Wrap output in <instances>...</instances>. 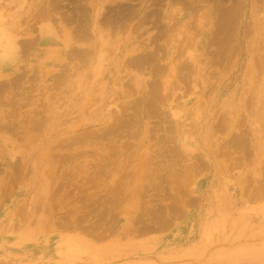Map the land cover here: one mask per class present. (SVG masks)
Returning <instances> with one entry per match:
<instances>
[{
	"label": "rangeland",
	"instance_id": "obj_1",
	"mask_svg": "<svg viewBox=\"0 0 264 264\" xmlns=\"http://www.w3.org/2000/svg\"><path fill=\"white\" fill-rule=\"evenodd\" d=\"M8 1H7V3H5L6 0H4V1L2 0V3H1V5L2 4L4 5V3H5L6 6L5 7L3 6V7L5 8V10L8 8L7 11L12 9V7L9 5L10 0H8ZM152 1L153 0H145V1L140 0V2H139V0H136L133 3L132 2L131 3L125 2L127 5L131 4V5H129V6H131V9H132V4H133V6H134V4L137 5V6H134V8L132 9V14H134V15L131 14V18L129 17V15L122 17V19H120L121 22L119 23V21H118L119 24L116 22L118 24V28H116L117 24H114L113 25L114 27L112 26L113 27L112 29L116 28L115 29L116 31L112 30L111 27H109V29L106 28V30H104V34L106 36H108V37H105V41L108 43V46L107 47L103 46V49H106L105 52H107V54L109 53V55H110L109 57L113 56L114 50H117L118 48H120L121 45L127 46L128 45L127 44L128 39L130 38V41H132V43H134L133 47L136 49V53L134 54V56H138V55L142 56L141 52H142V54L144 53L145 56H147V55L149 56V53L152 54L154 52H157L158 56L156 55L157 57L152 59V60H155L153 63H155L156 59L158 58V62L161 60L159 62L160 65H165V68H163L164 66L162 67L165 70H167L166 66L168 64L171 65L174 62V61H172L174 59H175V64H176L177 60H179V61L181 60L180 63L185 62L183 60L187 58V56H188L187 52L191 53V51H192V53H194L196 55L195 58L199 59V61L202 60L203 70L201 68V69H199V71H197V70L192 71L191 69H193V68H191L192 67L191 66L190 70L193 74V76H192L189 68L186 71L187 68L185 69L184 66L183 67L180 66L179 69H177V70L181 71V69L184 68L181 72L182 73L184 72L186 75L184 73L181 75V74H179L180 72H178V71H177V75L175 73L173 74L170 72V69H169L167 71V72H169V74H167L165 76H167V77L169 76V78H171V76H172L171 79L168 78L166 80L167 77H165V76L163 77L162 73H159V72H158L159 74H157V73H156V75L154 74L156 76V78H155V76L152 74V72L154 70L151 69V67L153 65V66H155V67H153L154 69L155 68L159 69L158 67L160 65L158 62H156L155 64H152L151 60L149 59L148 61H150L151 63L150 62L148 63V61L144 59L145 56H143V59L147 62V65H146V62L142 59L143 62L141 64L143 67L145 66L142 69H139V67H138V69H137V67L134 68V67L130 66L128 62H126V64L124 65V66H126V68H124L123 65L116 67V64L119 62V60L123 58V55H119V52H118L117 55L112 58L113 61L115 60V62L112 65H110L111 67H109V65L106 64V68L109 67L110 69L106 73L104 83L102 84V82H99L97 84V81H95L93 79V74L90 70V67H88L89 69L87 70L89 72L86 71V73L83 74L84 68H82V69L78 70V72L76 74V71L73 69L76 62L70 64L69 60H66L67 62L62 61L63 55L59 54V51H57L56 53H52V52L44 51L45 50L44 47H40L41 49L39 52L37 51L34 54H28V58L26 57V59H24V62L22 64H20L22 70L18 74H23L24 71L26 72L28 70L26 72V74L24 73L25 75L23 76V79L24 78L25 79L22 80L23 83L21 82L22 83L21 87H18V88L13 87L12 90H10V92L6 91L2 95H0V96H2V97H0V264H135V263L136 264H138V263L144 264L146 262H150V260L151 261L156 260L157 262H160V264L161 263L162 264H264V185H263V183H264V174H263L264 173V170H263L264 169L263 168L264 167V138L263 137L264 136H262V135H264V60H261L262 58H260V56L263 57V55H264V53H263L264 48L262 47V46H264V23L261 25V23L264 20V12H261V10L262 11L264 10V0H244V1L239 0L240 1L239 3L242 2V4H243V12L247 16V18H245V16H244L245 20H243V22L241 21L236 28L234 27L235 28L234 32L236 33V34H234L235 37L233 35L234 28L228 30L230 32L229 36L230 37L232 36V39H234L235 41L231 40V38L229 39V37H227L226 39L230 40L231 45L228 44L229 43L228 40L227 41L224 40L225 42L223 41V45H224V43H225V45L227 44L226 51L224 49L225 47L222 48V46H223L221 44L222 43V41H221L222 35H219V37H218L214 34L215 28L218 26V24H216V20H218L217 19V13H218L217 8H219L218 4H219V6L220 5L224 6V4L222 5V3H221V2H223L222 0L221 1L219 0L220 2L218 0L217 1L216 0L215 1L209 0V1H211V3H209L208 0H203L204 1L203 4H202V1H200V0H195V1L194 0H185V2H184V0H181V2H184L183 4H185V6H186V3L188 5L190 4V6L187 5L185 10H183L185 6L183 7V4L181 2L175 3V4H177V5H175L174 0H169V2H168V0L163 1L161 4H159L161 6L157 5L159 8H156V4H154ZM171 1L172 2L174 1V2L172 3ZM232 1L231 2L227 1L226 5H230L231 3L233 5H235L236 3H238V0H235V2H232ZM101 2H104V0H102ZM137 2L140 4H138ZM125 3L123 2V4H125ZM168 3H170L171 5L173 4L172 7L170 6L169 9L173 8V10H174L175 6H177L175 8V10H177L178 13H181V15L178 16L179 19L176 18L177 20H175L176 24L174 27H170L167 24V21L162 19L163 18V12L167 9ZM223 3H225V0ZM248 3H250V4H248ZM180 4L183 8L180 6ZM193 4H195V5H193ZM214 4H215V6H214ZM107 5H109V4H107ZM192 5H193V7L196 6V8L201 7V6H204V7L206 6V8H207V9L204 8V10H203V8L201 7V9L199 11H197L195 9L197 13L202 12V13H198V14H203L204 12L206 15L209 14L208 15L209 17L208 16L205 17L206 16L205 14H204L205 16L202 15V17H204V19H205V20L203 19L201 22L202 24H204L203 29L201 27L196 26L198 22H199V26H200V19H202V18L200 16H198V14L194 10L195 7L193 8ZM89 6H90L89 4H88V6L86 5V7L91 9ZM213 6L214 7L217 6L216 9L214 8V10H213L212 9ZM248 6H249V8H247ZM107 7L109 8V6H107ZM135 7L137 10L135 9ZM67 8L65 9V11H67ZM108 8H107V10H108ZM190 8H193L194 11L192 10L193 12H191L190 10H188ZM159 9L164 10V11H159ZM152 10L154 12L153 14H156L158 12L160 14L158 13L159 14V15L157 14L158 16L153 15L152 12H150ZM246 10H248V11H246ZM206 11L208 14L206 13ZM135 12H137V13H135ZM67 13H69V12L67 11ZM146 13L148 15H151V16L153 15L151 17V19L149 18V20H148L150 24L148 22H146V23H148L147 25L144 22H141V20H143L144 17H146L144 15ZM135 14H136V16H135ZM194 14H196V15L194 16ZM155 16H157V17H155ZM198 17H200L199 20H197ZM154 18L155 19L158 18L157 22H156V20L154 21ZM139 19H140V21H138ZM125 20L126 21L129 20V21H127V22H129L128 25H127ZM196 20H197V23H196ZM207 20H208V22H207ZM248 20H249V22H247ZM124 21H125V24L127 27L123 24ZM153 21H154V23H153ZM259 21H260V24H259ZM134 23H136V24L139 23V24L136 25ZM207 23H208V25L206 27ZM121 24H123L126 27V29H124L125 31L121 30L119 28V26ZM158 24H162L161 26L163 28H165V27L166 28L163 30L161 27L159 28ZM115 25H116V27H115ZM133 25H136V27H134ZM154 25H156V26H154ZM209 25L211 28L209 27ZM211 25H213V26H211ZM246 25L248 27L249 35L246 31V29H247ZM152 26H153V28H151ZM192 26L194 28H192ZM121 27H122V25H121ZM133 27L136 28V30H134ZM191 28L195 29V30H192ZM197 28H198V30H196ZM243 28H244V31H243ZM250 28H252V30H250ZM189 29H190V33L195 32L194 34H196V33L198 34L197 31H200L198 36H196L194 34H190V35H192L191 38L194 37L193 39H194L195 43L193 41H190ZM209 29H212V30L209 32V35H207ZM111 30H112L113 35L111 33ZM160 30L162 32H165V34L163 33L164 38L166 37V39H164V41H163V39H161V38H163V36H161L162 33ZM168 30H170V31H168ZM204 30H206V31H204ZM254 30H255V32H254ZM144 31L146 32V33H144L145 35L143 34ZM159 31H160V33H159ZM203 31L205 32V34ZM231 31L233 33H231ZM157 32L159 33V35ZM178 32H180L179 34L181 36L177 34ZM155 34H157V36H156V37H158L157 40L152 38L153 36H155ZM224 34H226V33H224ZM224 34H223V36H225ZM250 34H252L253 36ZM213 35L215 37H213L214 40L211 43L210 40L212 41ZM226 35H228V34H226ZM239 35H241L242 38ZM245 35H246V37H247V35L249 37L245 38ZM139 36H140V38H138ZM175 36H177V38H175ZM195 36L197 38H195ZM136 37L139 39V41L137 40ZM109 38H110V40H109ZM141 39H142V41L144 40L143 42H145V43L141 42ZM152 39L154 41H152ZM173 39H175V40H173ZM195 39H197V40H195ZM217 39H218V41H217L218 45H216V48H214L211 45L214 44V42H216ZM130 41H129V43H130ZM151 41H152V46H151ZM176 41L178 42L177 43L178 45L176 44ZM185 41L190 42V43L187 44V43H185ZM246 41L249 43H247ZM253 41H255V42H253ZM259 41L262 42L260 44L261 50L259 49V43H260ZM114 42H116V43H114ZM181 42L185 43V46H186V44L188 46V47H186L187 50L184 48L185 46L184 47L182 46L184 48V50H186L185 52L182 51L183 48H181L180 45H184V44H182ZM208 42H210L211 44H209ZM217 43H215V44H217ZM240 43L244 44V45H240ZM145 44L148 45V47H146ZM161 44L165 45V46L163 45L164 46L163 49L165 47H167V48H165L166 50L163 51ZM236 44H237V46H234ZM157 45L161 46L160 49H162V51L166 54V55H164L165 57H163L164 53L162 54L161 50L155 51L156 49H154V47H156ZM228 45H230L231 48ZM137 46H139L140 48L137 49L138 48ZM238 46H239V48H237V49H239V50L235 51L236 50L235 47H238ZM157 47H159V46H157ZM227 47H228V50H227ZM107 49L109 52L107 51ZM130 49H131V47H130ZM205 49H208L207 51H209L210 54H209V52L207 54V51ZM219 49H221V50H219ZM180 50H181L182 54L184 52L183 55L181 54ZM211 50L213 53L211 52ZM262 50H263V52H262ZM222 51L223 52L225 51L226 53L225 52L222 53ZM232 51H235L236 54H234ZM218 52H221V54L220 53L217 54L218 55V56L216 55L217 58L215 56L214 57L215 59H214L213 55H215ZM230 52H232V54H234V58ZM238 52H240V55ZM146 53H147V55H146ZM179 53H180V55H178ZM185 53L187 56L185 55ZM205 53L207 54V56ZM120 54H121V52H120ZM208 55H210V56H208ZM221 55H223V57L225 59L221 58L220 57ZM107 56L108 55H106V57ZM177 56L179 58H177ZM161 57H163L164 59L163 58L161 59ZM46 58H47V60H46ZM124 58H125V55H124ZM220 58H221V60H219ZM230 58L232 61L230 60ZM257 58H258L257 61L259 62L261 69L258 65H256V59ZM203 60H204V62H203ZM48 61H54V63H49ZM170 61H171V63H170ZM179 61H178V63H179ZM38 62H42V63H46V64L49 63V64H47V65L43 64V67H41L40 65H38ZM110 62H111V60L109 58L108 63H110ZM212 62H216V64L218 63V65H214L215 63H213V65H212L211 64ZM221 62L224 64H222ZM245 63H247V64H245ZM68 64H69V67L67 70L68 72H65L66 76H65V73L63 75L64 77L62 76L64 78V81L65 80L67 81V82L65 81V84L67 86L64 85V83L60 84L61 87L59 84H57V85L54 84V81H53V80H55L54 74H58L57 76H59V74H61V70H62L61 68L66 69L67 67L64 68L63 66L64 65L66 66ZM148 64L150 67L148 66ZM180 65H182V64H180ZM220 65H221V68H220ZM228 66H229L230 70H229ZM23 67H25V68H23ZM32 67H34V69L32 71H30V69ZM214 67H216V68H214ZM225 67H227V68H225ZM116 68H118V69H116ZM237 68L240 70H238ZM258 68H259V70H261L260 72H259V70H257ZM125 69H127V71ZM146 69H148L149 71ZM34 70L37 72L39 71L38 72L39 74H37V72H35ZM155 71H158V70H155ZM155 71H154V73H155ZM167 72L165 71L164 73L166 74ZM227 72H229V73H227ZM128 73H129V75H127ZM187 73L189 75L191 74L190 76H192V78L189 77V75ZM49 74H50V76L52 75L51 77H53V78H51L49 76ZM223 74H228L229 76L226 75L227 77H225V75H223ZM30 76H31V79L34 83L31 81V79H30V81L32 83L29 80H27L28 77L30 78ZM133 76L136 77V80H133V78H132V80L135 81L134 84L132 83L131 80H129L130 77H133ZM151 76H154L155 79L153 78V80H155V81L157 80L154 83H157L158 81H160L161 84L164 85L163 86L164 88L159 87L158 92H160V93H157L156 90H158V89H154V88L155 87L158 88L157 86H161V84L158 83L159 85L157 84V86H156V84L153 83ZM160 76H162V78H160ZM177 76L178 77L180 76V78L182 77L183 79L182 78L178 79ZM183 76L186 77L187 82ZM261 76H262V78H261ZM72 77H74V78H72ZM173 77H174V79L176 78L175 79V81L177 80L176 83L174 80L172 82ZM228 78H230V79H228ZM33 79H35V80H33ZM85 79L87 82L85 81ZM115 79L118 81H116ZM139 79H141V80H139ZM160 79H164L165 81H162ZM244 79H245V81H244ZM257 79H259V80H257ZM92 80L95 81V83H93ZM168 80H170V81L168 82ZM179 80H183L185 83L183 82L180 85V83L178 82ZM189 80H191L192 82ZM198 80H200V81H198ZM145 81L148 82L149 84H147ZM163 82L165 84L168 83L167 85L170 84V86H172V87L169 86L168 89H170V92H171L169 94L173 93L174 96H172L173 94L170 95L171 97L169 95H167L166 92H168L169 90L168 89L165 90V84ZM220 82H221V84H220ZM74 83L76 84V86H74L75 85ZM77 83H78V85H77ZM124 83L129 84V85L132 84V86H135L136 88H137V85H135L136 83L139 85L141 84V85L140 86L138 85L139 87L137 88V90L135 87H132V89L134 91H136V95L133 96V94H135L134 91L131 89L132 90V92H131L130 89H128L129 86L127 88V86ZM143 83L145 84V86ZM152 83L155 85L154 87L152 86ZM172 83H174V85L176 84L175 85L176 88L174 87V85ZM186 83L187 84L190 83L191 85H185ZM199 83H200V85H198ZM183 84H184V86H183ZM32 85H33V88H32ZM54 85L56 87H58V85H59L60 89L57 90V88ZM90 85H92V86H90ZM123 85L126 87H124ZM149 85H151L153 88L150 86V89H149ZM216 85L219 87L217 88ZM23 86L24 87L26 86L25 90H24ZM177 86H179V88L181 86H183L184 88L182 89V87H181V89H177ZM185 86H190V87L185 88ZM28 87H30L31 89H29ZM40 87H41V89H40ZM74 88L75 89L77 88V90L79 89L78 93L81 92L80 95H77L78 94L77 90L75 91ZM140 88H142V89L139 90ZM174 88L176 91L173 90ZM19 89H21V90H19ZM51 89H54V90H51ZM151 89L154 90L152 92L156 91V93H157L156 95H158V94L160 95V94L165 93L163 96H165V97L169 96L170 98L169 97H167V98H169L170 100L165 99L167 101L164 100L162 102V104L163 103L164 104L162 105L160 103V98L158 101L157 99H155V98H157V96H155V98L153 97L155 93H153V96H152V94H150L153 98V99H150L151 96L149 95V93L151 92ZM171 89H172V91H171ZM31 90L34 92L31 93L32 92ZM177 90H178V92H177ZM184 90H185V92H184ZM210 90H212V92H211L212 94L209 92ZM24 91H25V93H24ZM57 91H58V93H57ZM161 91H163V93H161ZM186 91H187V93H186ZM142 92H144L143 94L145 96L142 94ZM145 92H149V93H145ZM213 92H214V94H213ZM47 93H49V94H47ZM71 93H74L77 98L74 97V94H72L73 96H70ZM128 93H131L130 94L131 96ZM175 93H178L179 96L181 95L180 96L181 99H176L174 101L175 96H177V94H175ZM198 93H200V94H198ZM18 94H20V95H18ZM27 94H30L29 95L30 97ZM36 94H38V95H36ZM52 94H54V95L56 94V95L54 96ZM124 94H125V96H124ZM186 94H188V95L186 96ZM219 94H220V96H219ZM126 95L127 96L129 95V98H131V99H129ZM140 95L142 97H140ZM159 95H158V97H159ZM200 95H201V97H200ZM207 95H208V98L206 97ZM44 96L47 97L46 100H45ZM69 96L73 97V98H69ZM79 96L82 98L81 99L78 98ZM184 96L186 97L185 99H184ZM4 97L6 99H4ZM111 97H113V99H111ZM120 97H122V98H120ZM137 97H139L138 99H140V98H142V99H140L137 102V99H136ZM145 97L147 100H149V99L151 101L157 100L156 102L158 103V108L160 107L161 109H164V108H166V105H167L168 106V108H166L167 110L165 109L162 111L159 108L160 110L151 109L154 111L148 112L152 106H154V108H156L155 106L157 104L155 105L152 102L153 103V105H152L151 101L149 100V103L152 106L151 107L148 106L150 108L146 107L148 105L146 102H148V101H146V99L145 100L143 99ZM216 97H218L219 99ZM248 97H250V98H248ZM17 98H19V100ZM109 98H110V100L114 101V105H113V101L111 102V106L109 105L110 104V101L108 100ZM126 98H127V100H125ZM162 98L163 97H161V99ZM177 98H179V97H177ZM1 99L2 100L4 99V100L2 101ZM69 99H74V100H76V102L69 100ZM79 99L81 100V102ZM128 99L130 100V102H127ZM132 99L136 100V101L133 100V102L135 101V105H134V103L131 102ZM212 99L214 100V103H213ZM247 99L250 102L249 104L247 103ZM78 100H79V102H77ZM98 100H99V102L97 103L96 101H98ZM171 100L173 103H170ZM8 101H10V102L12 101L11 104ZM64 101L68 102V103H65ZM107 101H109V102L107 103ZM140 101L142 103L141 105L139 104ZM21 102L23 103V105H21L22 104ZM42 102H44V103L42 104ZM124 102H126V103H124ZM143 102H144V105L146 104V106L143 105ZM165 102H166V105H165ZM167 102H168V104H167ZM199 103H200V105H199ZM12 104L14 105L13 107H12ZM26 104H27V107H26ZM62 104H63V106H62ZM68 104H70V105H68ZM71 104H72V107H71ZM92 104L94 105V107ZM127 104L129 106H127ZM137 104H139L140 106ZM169 104H170V106H169ZM197 104H198V106H197ZM207 104H208V106H207ZM246 104L249 105L248 110H247V107L245 108ZM64 105L67 108L64 107ZM121 105H122V107L127 106V108L123 107V109H122ZM172 105H174V106H172ZM181 105H183V106H181ZM61 106H62L61 109L62 110L64 109L63 113H62V110L60 109ZM91 106L93 109L91 108ZM107 106H110V107H107ZM130 106L133 108L134 111L132 110V108H130V110H129L128 107H130ZM138 106H139V108H138ZM163 106H165V107L163 108ZM194 106L198 108L195 111H194V109H195ZM134 107L138 108V109L135 110ZM172 107H173V109H172ZM47 108L49 110H47ZM89 108H91V110ZM26 109H27V111H26ZM87 109H88V111L89 110L90 111L88 112ZM125 109H127V111H129L128 113H130L129 114L130 116H132L131 114H133V116L136 117V119H132V117L130 118L127 111L125 114H123L124 113L123 110H125ZM142 109H143V111H142ZM144 109H146V110H144ZM244 109H246L248 111V113ZM78 110L80 112H78ZM205 110H206V113H205ZM233 110H235V111H233ZM42 111H44V112H42ZM59 111H60V114H59ZM91 111H92V113H91ZM115 111H117V112L115 113ZM155 111H160V112H156L157 113L156 114ZM161 111H162V114H160ZM244 111L246 113H244ZM1 112H2V114H1ZM13 112H16L15 114H17L18 116L15 115ZM36 112H38L39 115ZM40 112H42V113H40ZM72 112H76V113L75 114L73 113V115H72L71 114ZM85 112H88V115H86ZM5 113H6V115H5ZM43 113H47V114H43ZM163 113L169 114L168 116H171V117L170 118L169 117L164 118V116L166 114L163 116ZM224 113H226L227 116L225 114L223 116V118L228 117L227 119L230 121V122H228V120H227V122H228V124H227L225 118L224 119L222 118L223 121H225L224 123H225V125H227V127L224 124L222 125V123H221L222 120L220 117ZM32 114H35L36 116L35 115L33 116ZM40 115L42 117L43 116L44 117L42 118ZM76 115H78V116H76ZM94 115H95V117H94ZM104 115H106L105 118H103ZM121 115H122V121L120 119L118 120V117H117V116H119V118H121ZM123 115H124V117H123ZM139 115H141V117ZM146 115H147V117L144 119V117ZM160 115H161V117H160ZM5 116L7 117V119ZM10 116L11 117L13 116V119ZM86 116H87V118H86ZM138 116H139V118H138ZM150 116H152V117L154 116V118H151ZM190 116L192 117V119ZM244 116H246L247 118L249 117L251 119L248 118V122L245 123V120H241V119H244ZM74 117H76V118H74ZM155 117H157L156 119L158 120V123H157V120L155 119ZM212 117L216 120H212L213 119ZM14 118H16L17 120ZM129 118L132 121H130ZM218 118H220V120ZM247 118H246V121H247ZM41 119H44V120L42 121ZM101 119H103V120H101ZM123 119H124V122L126 121L125 123L127 125L130 124V123H127L128 120L132 123V124H130L132 126V129L129 128L130 125L127 126L123 122ZM171 119L173 122L169 123L168 120L170 121ZM7 120H9V121H7ZM39 120H40V122H39ZM66 120H67V122H66ZM134 120H135V122H134ZM138 120H140V121H138ZM142 120H143V122L144 121L145 122L144 123L141 122ZM161 120L164 122V129L165 130L162 127L163 125L161 124L162 125L161 126L159 124V122L161 123ZM111 121L112 122L114 121L115 123H119V124H117L116 125L117 127H116L115 124H113ZM136 121L139 122L138 124H142V125L144 124V126H139V128H141V129L137 128L138 124L136 123ZM154 121L157 124H155ZM186 121H188L186 123L187 125L184 124ZM242 121H244L242 124H245L244 128L242 127L243 125L240 123ZM165 122H167L168 125L167 124L165 125ZM218 122L222 125L221 128L219 127L221 125L220 124L218 125ZM111 123L113 125H111ZM122 123L124 124V126L126 125L128 128H125ZM135 123L137 124V127H136ZM152 123H154V125ZM171 123H173V124H171ZM209 123L211 126H209ZM14 124H16V125H14ZM42 124H44V126ZM121 124H122V126H121ZM170 124L174 125V127H175L174 134L169 131V130H171V128L173 129V126L169 127ZM215 124H217V125H215ZM35 125H36V127H35ZM119 125H120V128L122 127L121 130L118 128ZM205 125H207V126H205ZM2 126H3V128H2ZM38 126L40 127L41 131L37 130V129H39ZM193 126H194V128H193ZM216 126H218V128L220 130H222L223 126H225L228 129V131L225 129L227 132H225V130H223V133H222V131H220L219 135H217L218 134L217 131L219 129ZM237 126H238V128H237ZM248 126H250V127H248ZM13 127H14V129H13ZM23 127H25V128H23ZM26 127H27V129H26ZM107 127L114 128V129L117 128L120 131L119 130L117 131V129L111 130ZM133 127H134V129H133ZM151 127H154V128H152V130H151ZM241 127H242V130L241 129L239 130L240 133L242 132L241 135H243V133H244L243 130H245V129L248 130L249 133L251 132L250 134L252 136H254L253 137L254 142L251 141L252 136L249 134H248L249 139H248L247 134H246L247 136L243 135L244 138H242L239 131H237ZM52 128H53V130H52ZM105 128L107 131L109 129L110 134H112V135L108 134L109 132L105 131L104 130ZM166 128L167 129L170 128V129L167 130ZM216 128L218 130H216ZM247 128H250V129H247ZM7 129L9 132H7ZM126 129H128L130 131H128ZM157 129L159 132L157 131ZM26 130H27V132H26ZM87 130H89V131H87ZM103 130H104V132H106L108 134V136H111L112 139H111V137H109V138L105 137L107 135L105 133H103ZM122 130H125V131L123 132ZM192 130H193V132H192ZM213 130L214 131L216 130V132L214 133ZM84 131H87V132H84ZM90 131H91V133L89 134ZM94 131L96 133L98 132L96 134V136L94 135V133H95ZM135 131L136 132L138 131L137 132L138 135ZM154 131H155V133H154ZM118 132H122L123 134L122 133H120V134L123 137ZM39 133H41V134H39ZM78 133L80 135H81V133H83L82 134L83 136L81 138H84V137L85 138L82 139V141H81L80 135ZM85 133H88V134H86V136L88 135L89 137L88 136L86 137ZM116 133L119 134V135H117L118 137L116 136ZM126 133H128L127 134L128 136L126 135ZM224 133H225V135H220V134H224ZM91 134H92V136H91ZM98 134L99 135L101 134L100 136H103V134H104L102 139H100L101 138L100 136L98 137ZM129 134L130 135L132 134L131 135L133 137V138L131 137L132 139L131 138L129 139V137H130ZM133 134L135 135V137L137 135V139L133 136ZM151 134H153V135L155 134L156 136L155 135L153 136ZM160 134H163L165 136V140H164V137L162 135L160 136ZM235 135H237V136H235ZM27 136H28V138H27ZM93 136H94V138H92ZM119 136H121L120 138H122V139H120ZM124 136H125V138H124ZM218 136L221 139H219ZM221 136H223V137H221ZM232 136H233V139L235 142L233 144H231V147H230V145H229L230 141L229 140L232 139ZM71 137H73V138H71ZM76 137L81 141V143L79 142V140L77 141ZM97 137H98V140H96ZM126 137H128V140L130 142L132 141L131 144H128L130 142H128ZM161 137H163V138H161ZM237 137H238V139L242 138V142L246 138V140L243 142L244 144L241 142V139H240V141L235 139ZM87 138H89V139H87ZM72 139H73V141H72ZM85 139H87V140H85ZM159 139H162V143H161V140H159ZM216 139H219V140H217L218 143H217V141H215ZM233 139H232V142H233ZM74 140H76L77 142L75 141V143H73ZM88 140H90V141H88ZM115 140L119 141V143ZM168 140L171 142H169ZM247 140H250L251 142L247 141ZM93 141H95V142H93ZM110 141H112L113 144H111L112 142H110ZM226 141L227 142L229 141L228 142L229 144ZM236 141L237 142L239 141V143H237ZM58 142H60V143H58ZM66 142H70V145L67 144ZM78 142H79V144H77ZM166 142H168V143H166ZM215 142H216V144H215ZM223 142L226 143L227 145L223 144ZM248 142L250 144H248ZM71 143H73V145L74 144L75 145L72 146ZM122 143H124V144H122ZM157 143H159V144H157ZM236 143H237V145L240 144V146H243L242 151H240L241 149L239 148L240 147L239 145H238L239 147L237 146L239 148L238 150H237V148H235ZM61 144L62 145L64 144L65 146H67V145H69V146H67V147L64 146V148H63ZM125 144H127V145H125ZM124 145H125L126 149L123 148ZM129 145H131V147ZM159 145H160V147H159ZM221 145H222V147H221ZM223 146H225L224 147L225 149L223 148ZM52 147L53 148L55 147V149L53 150ZM118 147H120V149ZM129 147L131 149H128V151H127V148H129ZM245 147H246V150H245ZM172 148H174L175 150ZM176 148H178V149H176ZM220 148H222V149L220 150ZM141 149H143V150H141ZM247 149H249L250 151ZM100 150H101V152H100ZM116 150H118V151H116ZM125 150L127 153L125 152ZM167 150L168 151L174 150V151L173 152L169 151L170 154L164 153ZM37 151H38V153H37ZM74 152H76V153H74ZM104 152L106 155H104ZM220 152H222V153H220ZM187 154H189V155H187ZM196 154H199V155H197L199 157H195ZM63 155H64V157L65 156L66 157L64 158ZM110 155H111V158H110ZM114 155H116V157ZM126 155H127V157H125ZM75 156H78V157L76 158ZM166 156H167V158L169 156V158L167 159ZM174 156H176V157H174ZM61 157H63V158H61ZM103 157L105 158V160L103 159ZM178 157H180V158L178 159ZM245 158H247V159H245ZM169 159L170 160L173 159L172 161L174 164L171 161H169ZM182 159H184L186 162L181 163L182 161H184ZM64 160H65V162H64ZM100 161L102 163H100ZM179 161H181V162H179ZM88 162H90V163H88ZM176 162H179V163H176ZM166 163H168V164H166ZM188 163H190V164H188ZM203 163H205V164L203 165ZM87 164L89 166H87ZM101 164L102 165L104 164V167H102L104 169L101 168ZM108 164L110 165L111 168L107 167V166H109ZM114 164H116V165H114ZM140 164H141V166H140ZM150 164H151V166H150ZM177 164H180V166ZM85 165H86V167H85ZM148 165H149V167H148ZM90 166H91V168H90ZM118 166H119V168H118ZM154 166H156V167L154 168ZM157 166H159V167H157ZM182 166H185V167H182ZM98 168L101 170V172H100L101 174L102 173L105 174V172H106V174L101 175L98 172L99 171ZM95 169H97V170H95ZM102 170L104 172H102ZM166 171H168V173ZM255 171L257 174L255 173ZM110 174H111V176H110ZM124 174H125V176L122 177V175H124ZM95 175H96V177H95ZM230 175H231V178H230ZM156 176L158 179L156 178ZM100 177L103 179H101ZM232 177L235 180L232 179ZM168 178L170 181L168 180ZM116 181L118 184L116 183ZM159 184H160V186H159ZM181 184H183L184 186ZM260 184H262L263 187L260 186ZM228 186L230 187V189ZM249 186H250V188H249ZM258 186L260 189H261V187L263 188V189H261V192L259 191V189H257L259 191V193L256 190V188H258ZM115 188H117L118 190H116ZM138 189H139V191H138ZM174 189H175V191H174ZM176 189H177V191H176ZM181 189H183L182 190L183 193H182ZM113 190H114V192H113ZM121 190H122V192H121ZM178 190H179V192H178ZM115 191H116L117 196H120V197L117 198L116 194L114 196ZM187 191L189 192V194L186 193ZM184 192H185V194H184ZM175 193H176V195H175ZM232 193H234V194H232ZM253 194L254 195L257 194V196L255 195V197H254ZM100 195H102V196H100ZM183 196H185L186 198ZM98 197H99V199H98ZM105 197H107V198H105ZM188 197H189V199H188ZM190 197H192V198H190ZM108 198L113 200V201L109 200ZM249 199H251L252 201L251 200L249 201ZM104 200L105 201L107 200V201L105 202ZM108 200L110 201V203L113 202V204L108 205V202H109ZM169 200H171V201H169ZM261 200H263V201H261ZM115 201H116V204H115L116 207L114 205ZM179 202H181V203L179 204ZM103 203L104 204L106 203V204L103 205ZM99 206H100L101 212H100ZM172 206L173 207L176 206V207H178V209H176V207L173 208ZM170 207L175 209V210H173L171 208L174 212L177 211V215H176V212H175V214L169 213V212L173 213L171 210H169ZM90 208L92 210H94V209L95 210L91 211ZM96 208H97V211H96ZM154 210H156V211L154 212ZM178 210H180V211H178ZM178 212L181 214H178ZM100 213H102L105 216L101 215ZM155 213H157V214H155ZM97 215L103 216V217H101V219H100V217L97 218L98 217ZM152 215H154V216L156 215L154 217L155 219L152 217ZM77 219H79L78 222H77ZM80 220H82V221H80ZM150 220H152V221H150ZM57 221L58 222L61 221L62 225H60V223H58ZM84 221H85V223H84ZM95 221L97 223L99 221H101V222L98 225L99 229L96 227L98 230L93 229L95 231L94 232L93 230H91V228L92 227L95 228V226H94L95 224L97 226V223ZM64 222L68 223V224L70 222V224L67 225ZM136 222H139V223L143 222V224L142 223L136 224ZM92 223H93V225H92ZM101 224H102V226H101ZM144 224H146V225H144ZM144 226H146V227L143 228ZM85 227H86V229H88L89 227H91V228L86 230ZM104 227H105V229H108V230H106V231H108L107 233H103V235L105 234L106 237H103L100 234L103 231L105 232ZM158 227H159V229H158ZM151 228H153V229H151ZM144 229H146L147 231L145 232ZM83 230H84V233L86 232L87 234L86 233L84 234ZM141 230L144 231V233ZM138 231H139V233H138ZM91 233H93V234H91ZM98 235H99V237H98ZM100 237H101V239H97ZM102 238H104L106 241H104V239H102ZM110 245H112V247H110ZM95 247H98V248H95ZM100 247H101V249H100ZM191 248H192V250H190ZM193 250H194V252H193ZM79 254H81V255H79ZM170 254H172V255H170ZM73 255H75V256L73 257ZM144 257L146 258V260H142Z\"/></svg>",
	"mask_w": 264,
	"mask_h": 264
},
{
	"label": "bare ground",
	"instance_id": "obj_2",
	"mask_svg": "<svg viewBox=\"0 0 264 264\" xmlns=\"http://www.w3.org/2000/svg\"><path fill=\"white\" fill-rule=\"evenodd\" d=\"M4 1V0H3ZM7 1L8 0H6V2L5 3H7ZM102 0H10V3H9V5L12 7V9L11 10H9V11H7V9L5 10V3H4V5L2 4L1 5V3H2V0H0V95H2L3 93H5L6 91H9L10 92V90H12V88L13 87H15V88H18V87H21V85H22V83H23V81L22 80H24L23 79V76L26 74V72L28 71H24V73L23 74H18L22 69H21V66H20V64H22L23 62H24V59H26V57L28 58V54H34L35 52H39L40 51V47H44V51H48V52H52V53H56L57 51H59V54H62L63 55V58H62V61H66V60H69V62H70V64L71 63H75L76 62V64L74 65V70L76 71V74H77V72H78V70H80V69H82V68H84V71H83V74H85L86 73V71L89 69L88 67H90V70H91V72H92V74H93V79L95 80V81H97V84L99 83V82H102V84L104 83V79H105V77H106V73L108 72V70L110 69L109 67H111L110 65H112L114 62H115V60L113 61V57H115L116 55H117V53L119 52V55H123V58L122 59H120L119 60V62L116 64V67H118V66H120V65H123V67L124 68H126V66H124L125 64H126V62H128L129 63V65L130 66H132V67H134V68H136L137 67V69H138V67H139V69H142V68H144L143 66H142V62H143V60L145 59V60H151V62H152V64H155L156 62H158V58L156 59V62L155 63H153L155 60H152L153 58H155V57H157L158 55V53L157 52H154V53H149V56L147 55V53H146V55L147 56H145L144 55V53L142 54V52H141V55L142 56H140V55H138V56H134V54L136 53V49L133 47L134 46V43H132V41H130V38L128 39V42H127V46H122L121 45V47L120 48H118L117 50H114V52H113V56H111V57H109L110 55H109V53L107 54V52H105V50L106 49H103V46L104 47H107L108 46V43L105 41V37H108V36H106L105 34H104V30H106V28H108L109 29V27H111V29L114 27L113 25L114 24H117L118 23V21H119V23L121 22V20L120 19H122V17H124V16H128L129 15V17L131 18V14H132V9L134 8V6H137V5H135L134 4V6H133V4H132V9H131V6H129V5H131V4H126L125 2H134V1H136V0H104V2H101ZM145 1V0H144ZM163 1H165V0H153L152 2L154 3V4H156V8H159L158 6H161V5H159V4H161ZM175 1V2H174ZM173 2H174V4L175 3H180L181 2V0H174ZM195 1V0H194ZM200 1H202V4H203V0H200ZM209 1V0H208ZM212 1V0H211ZM211 1H209V3H211ZM213 1H215V0H213ZM217 1V0H216ZM219 1V0H218ZM221 1V0H220ZM219 1V2H220ZM223 2H224V0H222ZM227 1H232V0H225V3H223V2H221L222 3V5L224 4V6H219V4H218V7L219 8H217V10H218V13H217V19L218 20H216V24H218V26L215 28V35L216 36H218L219 37V35H222L221 36V38L223 39H221V41H222V45H223V41L225 40V41H227L228 40V44H230L231 45V42H230V38H231V40H234V39H232V36L230 37L229 35H230V32L228 31L229 29H233L234 27L236 28L237 26H238V24L242 21L243 22V20H245L244 19V16H245V18H247V16L244 14V12H243V4H242V2L241 3H239L240 1L238 0V3H236L235 5H233L232 3L230 4V5H226V3H227ZM241 1H244V0H241ZM9 2V1H8ZM123 2L126 4H123ZM139 2H140V0H139ZM149 2V1H148ZM168 2H169V0H168ZM172 2V1H171ZM172 2V3H173ZM184 2H185V0H184ZM184 2H181L182 4L184 3ZM187 2V1H186ZM197 2V1H196ZM232 2H235V0H233ZM248 2V1H247ZM138 3V2H137ZM142 3V2H141ZM152 3V4H153ZM194 3V2H193ZM200 3V2H199ZM215 3V2H214ZM88 4L90 5L89 7L91 8V9H89L88 7H86V5L88 6ZM107 4H109V5H107ZM138 4H140V3H138ZM145 4V3H144ZM149 4V3H148ZM201 4V5H202ZM216 4V3H215ZM215 4H214V6H215ZM248 4H250V3H248ZM109 6V8L107 7V6ZM158 5V6H157ZM173 5V4H172ZM172 5L170 4V3H168L167 4V9L164 11V10H161V9H159V11H164L163 12V18L162 19H164V20H166L167 21V24L170 26V27H174L175 26V20H177L176 18H178V16H180L181 15V13H178V11L177 10H175V8L177 7V6H175V8H174V10H173V8L172 9H169L170 8V6L172 7ZM175 5H177V4H175ZM187 3H186V6H185V4H183V7H184V9L183 10H185L186 9V7H187ZM193 5H195V4H193ZM193 5H192V7H193ZM213 5V4H212ZM226 5V6H225ZM4 6V7H3ZM155 6V5H154ZM163 6V5H162ZM180 6H181V4H180ZM188 6H190V4L188 5ZM212 7V9L214 10V8L216 9V7ZM68 7V8H67ZM141 7V6H140ZM149 7V6H148ZM151 7V6H150ZM164 7V6H163ZM182 7V6H181ZM182 7V8H183ZM195 7V8H194ZM193 8H194V10L196 9L197 11H199L200 9H201V7L203 8V10H204V8H206V6L204 7V6H201V7H197L196 8V6H194ZM67 8V11L69 12V13H67V11H65V9ZM107 8H108V10H107ZM161 8V7H160ZM181 8V9H182ZM193 8H190V9H188V10H190L191 12H193L194 10H193ZM209 8V7H208ZM247 8H249V6L247 7ZM135 9H136V7H135ZM146 9V8H145ZM207 9V8H206ZM205 9V10H206ZM211 9V8H210ZM262 9V8H261ZM91 10V11H90ZM137 10V9H136ZM144 10V9H143ZM148 10V9H147ZM193 10V11H192ZM196 10H195V12H196ZM158 11V10H157ZM177 11V12H176ZM246 11H248V10H246ZM146 12V11H145ZM150 12H152V14L154 13L153 12V10L152 11H150ZM156 12V11H155ZM261 12H264V10L262 11L261 10ZM135 13H137V12H135ZM148 13V12H147ZM144 14L146 17H144V19L143 20H141V22H144L146 25L149 23V18L151 19V17L153 16V15H157L158 13H156V14H153L152 16L151 15H148V14ZM197 13V12H196ZM198 13H202V12H198ZM197 13V14H198ZM206 13H207V11H206ZM247 13V12H246ZM160 14V13H159ZM158 14V15H159ZM162 14V13H161ZM205 14V12L203 13V14H198V16H200L202 19H200V26H199V22L197 23V20H199V18L200 17H198V19L196 20V23H197V25L196 26H198V27H201L202 29L204 28V24H202L201 22H202V20L204 19V17H202V15L203 16H205L204 15ZM208 14V13H207ZM123 15V16H122ZM132 15H134V14H132ZM157 15V16H158ZM196 14H194V16H195ZM209 15V14H208ZM208 15H206L205 17H207ZM135 16H136V14H135ZM142 16V15H141ZM150 16V17H149ZM157 16H155V17H157ZM213 16V15H212ZM261 16V15H260ZM209 17V16H208ZM139 18V17H138ZM159 18V17H158ZM158 18L157 19H155L154 18V21L156 20V22H157V20H158ZM197 18V17H196ZM261 18V17H260ZM129 19V18H128ZM179 19V18H178ZM207 19V18H206ZM262 19V18H261ZM160 20V19H159ZM205 20V19H204ZM209 20V19H208ZM208 20H207V22H208ZM126 21V20H125ZM125 21L123 22V24L126 26V24H125ZM127 21H129V20H127ZM126 21V23H127V25H128V23L129 22H127ZM136 21V20H135ZM138 21H140V19L138 20ZM154 21H153V23H154ZM218 21V22H217ZM261 21V20H260ZM260 21H259V24H260ZM117 22V23H116ZM146 22H148V23H146ZM247 22H249V20L247 21ZM252 22V21H251ZM118 23V24H119ZM140 23V22H139ZM138 23V24H139ZM143 23V24H144ZM264 23V20H263V22L261 23V25ZM118 24H117V27H116V25H115V27L116 28H118ZM123 24H121L122 25V27H121V25L119 26V28L121 29V30H124V29H126V27L123 25ZM134 24H136V23H134ZM138 24H136V25H138ZM141 24V23H140ZM150 24V23H149ZM157 24V23H156ZM179 24V23H178ZM192 24V23H191ZM247 24V23H246ZM136 25H133L134 27H136ZM159 25V28L161 27L163 30L166 28H163L161 25L162 24H158ZM193 25V24H192ZM195 25V24H194ZM207 25H208V23L206 24V27H207ZM242 25V24H241ZM240 25V26H241ZM39 26V27H38ZM113 26V27H112ZM141 26V25H140ZM154 26H156V25H154ZM184 26V25H183ZM211 26H213V25H211ZM251 26V25H250ZM125 27V28H124ZM133 27V29L134 30H136V28H134ZM205 27V28H206ZM209 27H210V25H209ZM246 27H247V25H246ZM262 27V26H261ZM115 28V29H116ZM151 28H153V26L151 27ZM192 28H194L193 26H192ZM191 28V29H192ZM211 28V27H210ZM235 28H234V30H233V32L235 31ZM115 29H112V30H114V31H116ZM138 29V28H137ZM155 29V28H154ZM158 29V28H157ZM184 29V28H183ZM207 29V28H206ZM241 29V28H240ZM112 30H111V33H112ZM120 30V31H121ZM133 30V31H134ZM144 30V29H143ZM182 30V29H181ZM192 30H195V29H192ZM196 30H198V28L196 29ZM212 29H209L208 30V34L207 35H209V32L211 31ZM237 30V29H236ZM239 30V29H238ZM250 30H252V28H250ZM113 31V32H114ZM118 31V30H117ZM125 31V30H124ZM132 31V32H133ZM161 31V30H160ZM160 31H159V33H160ZM168 31H170V30H168ZM173 31V30H172ZM204 31H206V30H204ZM203 31V32H204ZM243 31H244V28H243ZM246 31H247V33H248V27H247V29H246ZM122 32V31H121ZM185 32V31H184ZM198 32V34L200 33V31H197ZM228 32V33H227ZM232 31H231V33H233ZM241 32V31H240ZM239 32V33H240ZM250 32V31H249ZM254 32H255V30H254ZM142 33V32H141ZM144 33H146L145 31L143 32V34ZM158 33V32H157ZM159 33H158V35H159ZM161 33H162V35L161 36H163V38H161V39H163V41H164V39H166V37L164 38V35H163V33L165 34V32H162L161 31ZM180 32H178L177 34L178 35H180L179 34ZM195 33V32H194ZM193 32L192 33H190V29H189V36H190V41H193L194 42V37L193 38H191L192 37V35H190V34H194ZM224 33H226V34H228V35H226V34H224ZM246 33V34H247ZM142 34V35H143ZM198 34L196 33V34H194V35H196V36H198ZM204 34H205V32H204ZM223 34L226 36H223ZM234 34H236L235 32L233 33V35ZM242 34V33H241ZM253 34V33H252ZM252 34H250V35H252ZM112 35H113V33H112ZM121 35V34H120ZM145 35V34H144ZM177 35V36H178ZM248 35H249V33H248ZM247 35V37H249ZM261 35V34H260ZM141 36V35H140ZM140 36L138 37V38H140ZM157 36V34H155V36H153L152 38H154L155 40H157L158 39V37H156ZM177 36H175V38H177ZM181 36V35H180ZM183 36V35H182ZM195 36V38H197ZM241 38H242V36L241 35H239ZM244 36V35H243ZM253 36V35H252ZM258 36V35H257ZM111 37V36H110ZM206 37V36H205ZM213 37H215L214 35L212 36V41L210 40V42L212 43L213 42V40H214V38ZM227 37H229V39H226ZM234 37H235V35H234ZM233 37V38H234ZM246 37V35H245V38H247ZM261 37V36H260ZM259 37V38H260ZM263 37V36H262ZM121 38V37H120ZM137 38V37H136ZM137 38V40L139 41V39ZM169 38V37H168ZM174 38V37H173ZM182 38V37H181ZM186 38V37H185ZM199 38V37H198ZM252 38V37H251ZM160 39V38H159ZM179 39V38H178ZM261 39V38H260ZM109 40H110V38H109ZM120 40V39H119ZM124 40V39H123ZM173 40H175V39H173ZM177 40V39H176ZM180 40V39H179ZM185 40V39H184ZM188 40V39H187ZM195 40H197V39H195ZM247 40V39H246ZM255 40V39H254ZM259 40V39H258ZM129 41H130V43H129ZM144 41V40H143ZM142 41V39H141V42H143ZM152 41H154L153 39H152ZM152 41H151V46H152ZM161 41V40H160ZM162 41V42H163ZM181 41V40H180ZM217 41H218V39L216 40V42H214V44H212L211 46H213L214 48H216V45H218V43H217ZM224 41V42H225ZM235 41V40H234ZM245 41V40H244ZM249 41V40H248ZM171 42V41H170ZM183 42V41H182ZM181 42V43H182ZM210 42H208L209 44H211ZM233 42V41H232ZM247 42V41H246ZM253 42H255V41H253ZM260 42V41H259ZM114 43H116V42H114ZM143 43H145V42H143ZM155 43V42H154ZM175 43V42H174ZM178 42L176 41V44H177ZM185 43H187V44H189L190 42H187V41H185ZM185 43H182V44H184V45H180L181 46V48H183L184 46H185ZM195 43V42H194ZM215 43H217V44H215ZM234 43V42H233ZM247 43H249V42H247ZM262 42H260L259 43V49L261 50V47H260V44H261ZM157 44V43H156ZM175 44V45H176ZM187 44H186V46L184 47L186 50H187V48L186 47H188L187 46ZM208 44V45H209ZM117 45V44H116ZM146 45V44H145ZM162 45V44H161ZM164 45V44H163ZM162 45V49H163V47L165 46H163ZM178 45V44H177ZM215 45V46H214ZM230 45H228L229 47H230ZM240 45H244V44H241L240 43ZM239 45V46H240ZM157 46H159V47H157ZM156 47H154V49H156L155 51H162V49H160L161 48V46L160 45H157ZM170 46V45H169ZM179 46V47H180ZM183 46V47H182ZM192 46V45H191ZM194 46V45H193ZM201 46V45H200ZM226 46H227V44L225 45V43H224V45L222 46V48H224L225 49V51H226ZM234 46H237V44L236 45H234ZM239 46L238 47H235L236 48V50L235 51H237V50H239V49H237V48H239ZM262 46V45H261ZM114 47V46H113ZM130 47H131V49H130ZM138 48L137 49H139L140 47L139 46H137ZM146 47H148V45H146ZM208 47V46H207ZM218 47V46H217ZM263 48H264V46H262ZM123 48V49H122ZM158 48V49H157ZM165 48H167V47H165ZM163 49V51L164 50H166V49ZM184 48H183V50L182 51H186V50H184ZM192 48V47H191ZM190 48V49H191ZM231 48V47H230ZM241 48V47H240ZM262 48V49H263ZM180 49V48H179ZM246 49V48H245ZM257 49V48H256ZM126 50V51H125ZM189 50V49H188ZM204 50V49H203ZM206 51L208 50V49H205ZM219 50H221V49H219ZM227 50H228V47H227ZM249 50V49H248ZM264 50V49H263ZM263 50H262V52H263ZM107 51H108V49H107ZM161 52L162 54L164 53V52ZM224 51V52H225ZM235 51H232L234 54H236L235 53ZM250 51V50H249ZM109 52V51H108ZM120 52H121V54H120ZM148 52V51H147ZM166 52V51H165ZM180 52H181V50H180ZM184 52H183V54H184ZM208 52L209 51H207V54H208ZM211 52H212V50H211ZM223 51H222V53H224ZM232 52H230L231 54H232ZM247 52V51H246ZM257 52V51H256ZM260 52V51H259ZM125 53V54H124ZM213 53V52H212ZM221 54V52H218V53H216L215 55H213V58L217 55V54ZM226 53V52H225ZM239 53V55H240V52H238ZM264 53V52H263ZM50 54V53H49ZM139 54V53H138ZM155 56H154V55ZM181 54H182V52H181ZM182 54V55H183ZM206 54V53H205ZM207 54H206V56H207ZM209 54H210V52H209ZM234 54H232L233 55V58H234ZM250 54V53H249ZM106 55H108L107 57H106ZM124 55H125V58H124ZM157 55V56H156ZM164 55H166L165 53L163 54V57H165ZM178 55H180V53L178 54ZM185 55H186V53H185ZM188 55V56H187ZM187 58L186 59H184L183 61H185V62H181L180 63V61L179 60H177L176 61V64H175V59L174 60H172V61H174L171 65H167L166 66V69L167 70H165V69H163V68H165V65H160V61L158 62L159 63V69H154L153 67H155V66H153L152 64V67H151V69H153L154 71L155 70H158V71H155V73H154V71L152 72V74L154 75H156V73L157 74H159V73H162V76L164 77L165 75H167V74H169V72H167L169 69H170V72L171 73H175L176 75H177V69H179V67L180 66H184V68L186 69V71L188 70V68H189V70H190V67L191 68H193V69H191L192 71H194V70H197V71H199V69H201L202 68V70H203V63H202V60H200L199 61V59H197V58H195L196 57V55L194 54V53H192V51H191V53L190 52H187ZM224 55V54H223ZM223 55H221L220 57L221 58H224L223 57ZM143 56H145L144 57V59H143ZM203 56V55H202ZM208 56H210V55H208ZM218 56V55H217ZM217 56H216V58H217ZM259 56V55H258ZM47 57V56H46ZM163 57H161V59L163 58ZM181 57V56H180ZM185 57V56H184ZM200 57V56H199ZM239 57V56H238ZM257 57V56H256ZM37 58V57H36ZM39 58V57H38ZM48 58V57H47ZM47 58H46V60H47ZM109 58H110V60H111V62L110 63H108V61H109ZM176 58V57H175ZM177 58H179L178 56H177ZM182 58V57H181ZM180 58V59H181ZM212 58V59H213ZM221 58L219 59V60H221ZM232 58V57H231ZM231 58H230V60H231ZM232 58V59H233ZM248 58V57H247ZM260 58H262L261 60H264L263 58H264V55H263V57L262 56H260ZM33 59V58H32ZM116 59V58H115ZM143 59V60H142ZM164 59V58H163ZM209 59V58H208ZM215 59V58H214ZM225 59V58H224ZM144 60V61H145ZM206 60V59H205ZM258 60V58L256 59V65H258L259 67H260V69H261V66L259 65V62L257 61ZM26 61V60H25ZM43 61V60H42ZM178 61H179V63L180 64H182V65H180L179 63H178ZM207 61V60H206ZM211 61V60H210ZM214 61V60H213ZM216 61V60H215ZM232 61V60H231ZM34 62V61H33ZM49 63H54V61H48ZM67 62V61H66ZM106 62V63H105ZM146 62V61H145ZM144 62V63H145ZM150 61H148V63H149ZM150 62V63H151ZM203 62H204V60H203ZM248 62V61H247ZM255 62V61H254ZM258 62V63H257ZM263 62V61H262ZM37 63V62H36ZM49 63H47V64H49ZM164 63V62H163ZM170 63H171V61H170ZM213 63H215L214 65H218V63L216 64V62H212L211 64L213 65ZM222 63V62H221ZM43 64L44 65H47L46 63H42V62H38V65H40L41 67H43ZM64 64V63H63ZM106 64H108L109 65V67L108 68H106ZM165 64V63H164ZM222 64H224V63H222ZM232 64V63H231ZM245 64H247V63H245ZM261 64V63H260ZM56 65V64H55ZM128 65V64H127ZM144 65V64H143ZM146 65H147V62H146ZM158 65V64H157ZM211 65V66H212ZM148 66H149V64H148ZM147 66V67H148ZM164 66V67H163ZM169 66V67H168ZM225 66V65H224ZM230 66V65H229ZM229 66H228V68H229ZM36 67V66H35ZM62 67V66H61ZM60 67V68H61ZM64 68L65 67H67L66 69H63V68H61L60 70H61V74H59V76H57L58 74H54V79L55 80H53L54 81V84H62V83H64V85H66L65 84V81H64V73L65 72H68L67 70H68V67H69V64L68 65H64L63 66ZM128 67V66H127ZM150 67V66H149ZM148 67V68H149ZM163 67V68H162ZM168 67V68H167ZM181 67V68H182ZM213 67V66H212ZM211 67V68H212ZM246 67V66H245ZM256 67V66H255ZM23 68H25V67H23ZM115 68V67H114ZM131 68V67H130ZM184 68H182L181 69V71L184 69ZM210 68V67H209ZM214 68H216V67H214ZM220 68H221V65H220ZM223 68V67H222ZM225 68H227V67H225ZM242 68V67H241ZM263 68V67H262ZM34 69V67H32L31 69H30V71H32ZM39 69V68H38ZM116 69H118V68H116ZM115 69V70H116ZM238 69V68H237ZM254 69V68H253ZM252 69V70H253ZM26 70V69H25ZM36 70V69H35ZM34 70V71H35ZM42 70V69H41ZM72 70V69H71ZM126 71H127V69H125ZM146 70H148V69H146ZM191 70H190V72H191ZM207 70V69H206ZM221 70V69H220ZM226 70V69H225ZM229 70H230V68H229ZM235 70V69H234ZM238 70H240V69H238ZM257 70H259V68L257 69ZM48 71V70H47ZM51 71V70H50ZM125 71V72H126ZM143 71V70H142ZM149 71V70H148ZM167 72L166 74L164 73V72ZM181 71H178V72H180L179 74H183ZM208 71V70H207ZM222 71V70H221ZM227 71V70H226ZM261 70H259V72H260ZM35 72H37V71H35ZM39 72V71H38ZM37 72V74H39ZM87 72H89V71H87ZM118 72V71H117ZM120 72V71H119ZM159 72V73H158ZM189 72V73H190ZM205 72V71H204ZM225 72V71H224ZM22 73V72H21ZM44 73V72H43ZM46 73V72H45ZM143 73V72H142ZM164 73V74H163ZM227 73H229V72H227ZM75 74V73H74ZM124 74V73H123ZM133 74V73H132ZM151 74V75H152ZM185 74V73H184ZM188 74V73H187ZM191 74H192V72H191ZM190 74V75H191ZM215 74V73H214ZM231 74V73H230ZM43 75V74H42ZM47 75V74H46ZM114 75V74H113ZM127 75H129V73L127 74ZM154 75V76H155ZM161 75V74H160ZM186 75V74H185ZM189 75V74H188ZM189 75V77H191L192 78V76H193V74H192V76H190ZM210 75V74H209ZM223 75H225V77H227L226 75H228V74H223ZM260 75V74H259ZM33 76V75H32ZM35 76V75H34ZM37 76V75H36ZM49 76H50V74H49ZM52 76V75H51ZM50 76V77H51ZM57 76V77H56ZM63 76V77H62ZM65 76H66V73H65ZM69 76V75H68ZM132 76V75H131ZM154 76H151L152 77V81H153V83L154 82H156L155 80H153V78H154ZM162 76H160V78H162ZM171 76V75H170ZM229 76V75H228ZM39 77V76H38ZM75 77V76H74ZM74 77H72V78H74ZM81 77V76H80ZM91 77V76H90ZM124 77V76H123ZM165 77H167V76H165ZM178 77V76H177ZM184 77V79H186V77L185 76H183ZM207 77V76H206ZM40 78V77H39ZM38 78V79H39ZM51 78H53V77H51ZM66 78V77H65ZM97 78V79H96ZM125 78V77H124ZM132 78H133V80H136V77L135 76H133V77H130V79L129 80H131L132 81V83L134 84L135 83V81H133L132 80ZM155 78H156V76H155ZM154 78V79H155ZM169 78V76L166 78V80ZM171 78H172V76H171ZM171 78H169V79H171ZM182 78V77H181ZM180 78V76L178 77V79H181ZM258 78V77H257ZM261 78H262V76H261ZM30 79H31V76H30V78L28 77V79L27 80H29L30 81ZM79 79V78H78ZM123 79V78H122ZM121 79V80H122ZM151 79V78H150ZM176 79V78H175ZM175 79H174V77H173V79H172V82H173V80L175 81ZM183 79V78H182ZM222 79V78H221ZM225 79V78H224ZM228 79H230V78H228ZM33 80H35V79H33ZM45 80V79H44ZM116 80V79H115ZM139 80H141V79H139ZM160 80H162V81H165L164 79H160ZM255 80V79H254ZM257 80H259V79H257ZM26 81V80H25ZM31 81H32V79H31ZM30 81V82H31ZM85 81H86V79H85ZM93 81V80H92ZM91 81V82H92ZM95 81H93V83H95ZM116 81H118V80H116ZM148 81V80H147ZM170 80H168V82H169ZM177 81V80H176ZM176 81H175V83H176ZM181 81V82H180ZM189 81H191V80H189ZM198 81H200V80H198ZM221 81V80H220ZM227 81V80H226ZM239 81V80H238ZM244 81H245V79H244ZM22 82V83H21ZM27 82V81H26ZM33 82V81H32ZM31 82V83H32ZM38 82V81H37ZM67 82V81H66ZM87 82V81H86ZM143 82V81H142ZM146 82V81H145ZM151 82V81H150ZM167 82V81H166ZM179 83H180V85H181V83H183L184 81L183 80H179L178 81ZM186 82H187V79H186ZM192 82V81H191ZM34 83V82H33ZM84 83V82H83ZM117 83V82H116ZM129 83V82H128ZM141 83V82H140ZM147 84H149L148 82H146ZM152 83V86L154 87L155 85L154 84H156V86H157V84L158 83H160L161 84V82L160 81H158L157 83H154L153 84ZM164 83V82H163ZM171 83V82H170ZM178 83V84H179ZM185 83V82H184ZM201 83V82H200ZM200 83L198 84V85H200ZM244 83V82H243ZM259 83V82H258ZM71 84V83H70ZM75 84V83H74ZM87 84V83H86ZM125 84V83H124ZM144 84V83H143ZM142 84V85H143ZM151 84V83H150ZM165 84V83H164ZM168 83H166L165 84V90L166 89H168V87L170 86V84L169 85H167ZM173 85H174V83H172ZM171 84V85H172ZM220 84H221V82H220ZM219 84V85H220ZM225 84V83H224ZM245 84V83H244ZM37 85V84H36ZM49 85V84H48ZM53 85V84H52ZM59 85H58V87H59ZM77 85H78V83H77ZM118 85V84H117ZM126 86H127V88H128V86H129V88L128 89H130V91L132 92V87H135V86H132V84L131 85H129V84H125ZM135 85H137V88L141 85H139V84H135ZM139 85V86H138ZM159 85V84H158ZM176 85V84H175ZM175 85H174V87H175ZM185 85H191L190 83L189 84H185ZM55 86V85H54ZM67 86V85H66ZM74 86H76V84L74 85ZM81 86V85H80ZM79 86V87H80ZM90 86H92V85H90ZM119 86V85H118ZM124 86V85H123ZM126 86H124V87H126ZM144 86H145V84H144ZM143 86V87H144ZM150 86L151 85H149V89H150ZM151 86V87H152ZM164 85L163 84H161V86H157L158 88H154V89H158V90H156L157 91V93H160V92H158L159 91V87H163ZM183 86H184V84H183ZM183 86H181L182 87V89L184 88ZM217 86V85H216ZM225 86V85H224ZM24 87V86H23ZM26 87V86H25ZM24 87V90L26 89ZM56 87V86H55ZM54 87V88H55ZM58 87H56L57 88V90L58 89H60V87H61V85H60V87L58 88ZM69 87V86H68ZM131 87V88H130ZM152 87V88H153ZM170 87H172V86H170ZM181 87L179 88V86H177V89H181ZM186 87H190V86H185V88ZM219 86H217V88H218ZM258 87V86H257ZM29 89H31L30 87H28ZM32 88H33V85H32ZM49 88V87H48ZM55 88V89H56ZM136 88V87H135ZM137 88H136V90H137ZM164 88V87H163ZM176 88V87H175ZM175 88L173 89V90H175ZM204 88V87H203ZM223 88V87H222ZM40 89H41V87H40ZM69 89V88H68ZM67 89V90H68ZM120 89V88H119ZM132 89V90H131ZM142 88H140L139 90H141ZM144 89V88H143ZM202 89V88H201ZM205 89V88H204ZM19 90H21V89H19ZM51 90H54V89H51ZM62 90V89H61ZM72 90V89H71ZM74 90L76 91L77 90V88L75 89L74 88ZM79 90V89H78ZM78 90H77V93H78ZM83 90V89H82ZM81 90V91H82ZM117 90V89H116ZM138 90V91H139ZM163 90V89H162ZM169 91L168 92H166L167 93V95H172V94H169V93H171L170 92V89H168ZM186 90V89H185ZM185 90H184V92H185ZM189 90V89H188ZM200 90V89H199ZM245 90V89H244ZM248 90V89H247ZM14 91V90H13ZM27 91V90H26ZM29 91V90H28ZM32 91V90H31ZM36 91V90H35ZM60 91V90H59ZM63 91V90H62ZM65 91V90H64ZM89 91V90H88ZM134 91V90H133ZM147 91V90H146ZM150 91V90H149ZM152 91H154V90H152L151 89V92L149 93V92H145V93H149V95L150 94H152V96H153V93H155L154 94V98H155V96H157V98H155V99H157L158 101H159V98H160V103L162 104V102L165 100V99H169L170 97L169 96H167V97H169V98H167V97H165V96H163L165 93H163V91H161V93H163V94H158L159 95V97H158V95H156L157 93H156V91L155 92H152ZM171 91H172V89H171ZM176 91V90H175ZM174 91V92H175ZM182 91V90H181ZM215 91V90H214ZM263 91V90H262ZM8 92V93H9ZM19 92V91H18ZM34 91H32L31 93H33ZM52 92V91H51ZM50 92V93H51ZM66 92V91H65ZM80 92V91H79ZM119 92V91H118ZM129 92V91H128ZM141 92V91H140ZM177 92H178V90H177ZM183 92V93H184ZM189 92V91H188ZM192 92V91H191ZM210 93L212 92V90H210L209 91ZM217 92V91H216ZM16 93V92H15ZM24 93H25V91H24ZM57 93H58V91H57ZM81 93V92H80ZM80 93H78L77 95H80ZM111 93V92H110ZM117 93V92H116ZM125 93V92H124ZM134 93L135 94H133V96H135L136 95V91H134ZM144 92H142V94H143ZM180 93V92H179ZM186 93H187V91H186ZM196 93V92H195ZM201 93V92H200ZM200 93H198V94H200ZM218 93V92H217ZM12 94V93H11ZM47 94H49V93H47ZM46 94V95H47ZM72 94H74V93H71V95L70 96H73ZM99 94V93H98ZM129 95L131 94V93H128ZM175 94H177V96H175V99H174V101L176 100V99H181L180 98V96L182 95L181 93V95L179 96L178 95V93H175ZM209 94V93H208ZM212 94V93H211ZM213 94H214V92H213ZM221 94V93H220ZM220 94H219V96H220ZM5 95V94H4ZM7 95V94H6ZM9 95V94H8ZM13 95V94H12ZM11 95V96H12ZM16 95V94H15ZM18 95H20V94H18ZM28 96L30 95V94H27ZM35 95V94H34ZM36 95H38V94H36ZM52 95H54V94H52ZM56 95V94H55ZM54 95V96H55ZM116 95V94H115ZM118 95V94H117ZM129 95L127 96L128 98H129ZM144 95V94H143ZM188 94H186V96H187ZM196 95V94H195ZM48 96V95H47ZM60 96V95H59ZM68 96V95H67ZM69 96V98H73V97H70ZM97 96V95H96ZM114 96V95H113ZM122 96V95H121ZM124 96H125V94H124ZM131 96V95H130ZM145 96V95H144ZM151 96V95H150ZM152 96H151V98L150 99H153L152 98ZM172 96H174V94L172 95ZM211 96V95H210ZM222 96V95H221ZM230 96V95H229ZM247 96V95H246ZM245 96V97H246ZM249 96V95H248ZM0 97H2V96H0ZM14 97V96H13ZM30 97V96H29ZM74 97H76L75 96V94H74ZM101 97V96H100ZM117 97V96H116ZM115 97V98H116ZM123 97V96H122ZM122 97H120V98H122ZM140 97H142L141 95H140ZM147 97V96H146ZM146 97L145 98H143L144 100L146 99ZM161 97H163L162 99H161ZM177 97H179V98H177ZM199 97V96H198ZM200 97H201V95H200ZM207 98H208V95L206 96ZM259 97V96H258ZM262 97V96H261ZM24 98V97H23ZM27 98V97H26ZM35 98V97H34ZM37 98V97H36ZM44 98H45V100L47 99V97H45L44 96ZM54 98V97H53ZM65 98V97H64ZM77 98V97H76ZM78 98H82V97H78ZM94 98V97H93ZM97 98V97H96ZM114 98V99H115ZM119 98V97H118ZM139 97H137L136 99H137V102L140 100V99H142V98H140V99H138ZM186 97L184 96V99H185ZM215 98V97H214ZM216 98H218V97H216ZM248 98H250V97H248ZM4 99H6L5 97H4ZM3 99V100H4ZM18 100H19V98H17ZM79 99V100H80ZM87 99V98H86ZM111 99H113V97H111ZM129 99H131V98H129ZM128 99V101L127 102H130V100ZM149 99V100H150ZM204 99V98H203ZM210 99V98H209ZM219 99V98H218ZM2 100V99H1ZM2 100V101H3ZM13 100V99H12ZM17 100V101H18ZM21 100V99H20ZM61 100V99H60ZM69 100H72V101H75L76 102V100H74V99H69ZM79 100L77 101V102H79ZM100 100V99H99ZM99 100L98 101H96L97 103L99 102ZM109 101H110V106H111V102L113 101V100H110V98L108 99ZM118 100V99H117ZM125 100H127V98L125 99ZM133 100H135V99H132V103H134V105H135V101L133 102ZM149 100H147L146 99V101H148V102H146L148 105L146 106V104L144 105V102H143V105L144 106H146V107H148V106H152L153 105V103L156 105L155 107L156 108H154V106H152L151 108L150 107H148V108H150V110L148 111V112H151V111H154V110H151V109H155V110H160L159 108H158V103L155 101V100H153V101H151V104L149 103ZM170 100V99H169ZM235 100V99H234ZM241 100V99H240ZM246 100V99H245ZM251 100V99H250ZM32 101V100H31ZM87 101V100H86ZM92 101V100H91ZM109 101H107V103L109 102ZM143 101V100H142ZM165 101H167V100H165ZM180 101V100H179ZM196 101V100H195ZM212 101H213V103H214V100L212 99ZM244 101V100H243ZM10 104H11V102L10 101H8ZM15 102V101H14ZM28 102V101H27ZM57 102V101H56ZM65 102V101H64ZM71 102V101H70ZM80 102H81V100H80ZM88 102V101H87ZM153 102V103H152ZM252 102V101H251ZM22 103V102H21ZM20 103V104H21ZM44 102H42V104H43ZM49 103V102H48ZM60 103V102H59ZM65 103H68V102H65ZM72 103V102H71ZM74 103V102H73ZM94 103V102H93ZM124 103H126V102H124ZM170 103H173L172 102V100L170 101ZM203 103V102H202ZM207 103V102H206ZM212 103V102H211ZM247 103L249 104L250 102L248 101V99H247ZM9 104V105H10ZM28 104V103H27ZM27 104H26V107H27ZM31 104V103H30ZM46 104V103H45ZM53 104V103H52ZM64 104V103H63ZM63 104H62V106H63ZM96 104V103H95ZM139 104L141 105L142 103H141V101L139 102ZM139 104H137V105H139ZM164 104V103H163ZM162 104V105H163ZM167 104H168V102H167ZM209 104V103H208ZM208 104H207V106H208ZM244 104V103H243ZM8 105V104H7ZM21 105H23V103L21 104ZM35 105V104H34ZM61 105V104H60ZM68 105H70V104H68ZM93 105V104H92ZM105 105V104H104ZM113 105H114V101H113ZM125 105V104H124ZM131 105V104H130ZM136 105V106H137ZM139 105V106H140ZM165 105H166V102H165ZM199 105H200V103H199ZM205 105V104H204ZM211 105V104H210ZM225 105V104H224ZM14 105L12 104V107H13ZM59 106V105H58ZM62 106L60 107V109L62 108ZM90 106V105H89ZM110 106H107V107H110ZM127 106H129L128 104H127ZM127 106H123V107H126L127 108ZM133 106V105H132ZM135 106V107H136ZM139 106H138V108H139ZM169 106H170V104H169ZM172 106H174V105H172ZM181 106H183V105H181ZM196 106V105H195ZM194 106V107H195ZM197 106H198V104H197ZM206 106V105H205ZM248 106L249 105H245V108L247 107V110L249 109L248 108ZM6 107V106H5ZM39 107V106H38ZM53 107V106H52ZM51 107V108H52ZM64 107H66L65 105H64ZM71 107H72V104H71ZM93 107H94V105H93ZM106 107V106H105ZM123 107H122V105H121V108L123 109ZM134 107V109L136 110V109H138V108H135ZM165 106H163V108H164ZM25 108V107H24ZM42 108V107H41ZM46 108V107H45ZM67 108V107H66ZM70 108V107H69ZM91 108H92V106H91ZM91 108H89L90 110H91ZM113 108V107H112ZM129 108V110H130V108H132L131 106L130 107H128ZM144 108V107H143ZM158 108V109H157ZM166 108H168V106L166 105ZM166 108H164V109H161L162 111L163 110H165ZM176 108V107H175ZM239 108V107H238ZM4 109V108H3ZM2 109V110H3ZM40 109V108H39ZM44 109V108H43ZM53 109V108H52ZM55 109V108H54ZM80 109V108H79ZM84 109V108H83ZM93 109V108H92ZM147 109V108H146ZM146 109H144V110H146ZM172 109H173V107H172ZM194 109V108H193ZM198 108L197 107H195V109H194V111L195 110H197ZM240 109V108H239ZM32 110V109H31ZM45 110V109H44ZM47 110H49L48 108H47ZM62 110V109H61ZM64 110V109H63ZM63 110H62V113H63ZM89 110V111H90ZM113 110V109H112ZM111 110V111H112ZM132 110H133V108H132ZM140 110V109H139ZM167 110V109H166ZM217 110V109H216ZM219 110V109H218ZM237 110V109H236ZM244 110H246V109H244ZM246 110V111H247ZM26 111H27V109H26ZM87 111H88V109H87ZM88 111V112H89ZM114 111V110H113ZM112 111V112H113ZM126 111H127V109H125V110H123V114H125L126 113ZM134 111V110H133ZM132 111V112H133ZM142 111H143V109H142ZM162 111H161V113L160 114H162ZM193 111V110H192ZM212 111V110H211ZM226 111V110H225ZM233 111H235V110H233ZM6 112V111H5ZM8 112V111H7ZM42 112H44V111H42ZM42 112H40V113H42ZM77 112V111H76ZM76 112H72L71 114L73 115V113L75 114ZM78 112H80L79 110H78ZM88 112H85V114L86 115H88ZM117 111H115V113H116ZM129 111H127V113H128ZM140 112V111H139ZM146 112V111H145ZM156 112H160V111H155V113ZM166 112V111H165ZM215 112V111H214ZM14 114L16 113V112H13ZM31 113V112H30ZM37 114H38V112H36ZM35 113V114H36ZM53 113V112H52ZM91 113H92V111H91ZM121 113V112H120ZM143 113V112H142ZM154 113V112H153ZM154 113V114H155ZM168 113V112H167ZM204 113V112H203ZM205 113H206V110H205ZM231 113V112H230ZM233 113V112H232ZM244 113H246L245 111H244ZM247 113H248V111H247ZM1 114H2V112H1ZM35 114H32L33 116L35 115ZM36 114V115H37ZM43 114H47V113H43ZM50 114V113H49ZM59 114H60V111H59ZM81 114V113H80ZM79 114V115H80ZM84 114V113H83ZM90 114V113H89ZM130 113H128V115H129ZM144 114V113H143ZM142 114V115H143ZM148 114V113H147ZM157 114V113H156ZM166 113H163V116L165 115ZM193 114V113H192ZM191 114V115H192ZM215 114V113H214ZM217 114V113H216ZM219 114V113H218ZM226 113H224V114H222L221 115V120L223 121V119L225 118V120H226V122H227V118L228 117H224L223 118V116L225 115ZM5 115H6V113H5ZM15 115H17V114H15ZM14 115V116H15ZM21 115V114H20ZM35 115V116H36ZM39 115V114H38ZM107 115V114H106ZM106 115H104V117L103 118H105V116ZM132 116H130L129 115V117L131 118L132 117V119H136V117H134L133 116V114H131ZM167 115V116H166ZM165 116H164V118H167V117H171V116H168L169 114H166ZM195 115V114H194ZM193 115V116H194ZM198 115V114H197ZM245 115V114H244ZM8 116V115H7ZM18 116V115H17ZM41 116V115H40ZM46 116V115H45ZM76 116H78V115H76ZM116 116V115H115ZM140 117H141V115H139ZM139 116H138V118H139ZM200 116V115H199ZM226 116H227V114H226ZM6 117V116H5ZM11 117V116H10ZM16 117V116H15ZM38 117V116H37ZM36 117V118H37ZM42 117V116H41ZM44 117V116H43ZM42 117V118H43ZM47 117V116H46ZM57 117V116H56ZM59 117V116H58ZM94 117H95V115H94ZM93 117V118H94ZM102 117V116H101ZM118 117V120L120 119L121 121H122V115H121V118H119V116H117ZM123 117H124V115H123ZM147 117V115L144 117V119ZM151 118H154V116L152 117V116H150ZM149 117V118H150ZM160 117H161V115H160ZM191 117V116H190ZM196 117V116H195ZM246 116H244V119H241V120H245V123L246 122H248V118H247V121H246V118H245ZM2 118V117H1ZM12 119H13V116L11 117ZM25 118V117H24ZM34 118V117H33ZM74 118H76V117H74ZM78 118V117H77ZM86 118H87V116H86ZM130 118H129V120H130ZM150 118V119H151ZM157 117H155V119H156ZM163 118V117H162ZM213 118V117H212ZM220 118H218L219 120H220ZM223 118V119H222ZM235 118V117H234ZM6 119H7V117H6ZM14 119H16V118H14ZM32 119V118H31ZM39 119V118H38ZM191 119H192V117H191ZM195 119V118H194ZM249 119H251V118H249ZM17 120V119H16ZM30 120V119H29ZM42 121L44 120V119H41ZM54 120V119H53ZM57 120V119H56ZM101 120H103V119H101ZM128 120V119H127ZM128 120V122L127 123H130V124H132L130 121H132V120H130L129 121ZM141 120V119H140ZM140 120H138V121H140ZM148 120V119H147ZM157 120V119H156ZM212 120H216V119H212ZM7 121H9V120H7ZM11 121V120H10ZM37 121V120H36ZM41 121V122H42ZM65 121V120H64ZM73 121V120H72ZM115 121V120H114ZM112 122L113 124H115V126L117 125V124H119V123H115V122ZM138 121H136V123L138 124L139 122ZM221 121V123H222V125L224 124L225 125V121H223L222 122ZM19 122V121H18ZM39 122H40V120H39ZM66 122H67V120H66ZM101 122V121H100ZM110 122V121H109ZM120 122V121H119ZM123 122H124V119H123ZM126 122V121H125ZM124 122V123H125ZM134 122H135V120H134ZM141 122H143V120L141 121ZM145 122V121H144ZM143 122V123H144ZM155 122V121H154ZM163 121L161 120V123L159 122V124L163 127V129H164V122L162 123ZM168 122L170 123V122H173L172 121V119L169 121L168 120ZM188 121H186L184 124H186ZM194 122V121H193ZM228 122H230L229 120H228ZM228 122H227V124H228ZM244 121H242V122H240L241 124L243 123ZM10 123V122H9ZM30 123V122H29ZM107 123V122H106ZM111 123V125H113ZM121 123V122H120ZM135 123V124H136ZM151 123V122H150ZM157 123H158V120H157ZM156 122H155V124H157ZM234 123V122H233ZM11 124V123H10ZM23 124V123H22ZM45 124V123H44ZM44 124H42L43 126H44ZM49 124V123H48ZM99 124V123H98ZM123 124V123H122ZM122 124H121V126H122ZM126 124V123H125ZM129 124V125H130ZM134 124V125H135ZM137 124H136V127H137ZM153 125H154V123H152ZM168 125V123L167 122H165V125ZM171 124H173V123H171ZM170 124V126L169 127H172L173 126V129L171 128V130H169L170 128H166L167 130H169L170 132H172L173 134H174V129H175V127H174V125H171ZM190 124V123H189ZM220 123L218 122V125H219ZM232 124V123H231ZM14 125H16V124H14ZM95 125V124H94ZM103 125V124H102ZM127 125V124H126ZM124 126V124H123V126L125 127V128H128L127 126H129V125H127V126ZM133 125V126H134ZM177 125V124H176ZM187 125V124H186ZM192 125V124H191ZM215 125H217V124H215ZM221 125V124H220ZM222 125L221 126H219L220 128L222 127ZM243 126V128H244V125L245 124H242ZM250 125V124H249ZM9 126V125H8ZM23 126V125H22ZM91 126V125H90ZM131 126V125H130ZM129 126V128L130 129H132V126L130 127ZM139 126H144V124L142 125V124H138V127L137 128H139ZM159 126V125H158ZM195 126V125H194ZM194 126H193V128H194ZM205 126H207V125H205ZM209 126H211L210 125V123H209ZM226 127H227V125H225ZM225 126H223V128H222V130H220L219 128H218V126H216L217 128H216V130H218L217 131V135H219V132L220 131H222V133H223V130H227L228 131V129L225 127ZM252 126V125H251ZM6 127V126H5ZM10 127V126H9ZM12 127V126H11ZM16 127V126H15ZM35 127H36V125H35ZM34 127V128H35ZM39 127V126H38ZM112 127V126H111ZM117 127V126H116ZM123 127V128H124ZM166 127V126H165ZM168 127V126H167ZM192 127V126H191ZM215 127V126H214ZM236 127V126H235ZM242 127L241 128H239L237 131H239L240 129L242 130ZM248 127H250V126H248ZM2 128H3V126H2ZM7 128V127H6ZM21 128V127H20ZM23 128H25V127H23ZM48 128V127H47ZM103 128V127H102ZM107 128H109V127H107ZM120 130H121V128H120V125H119V127H118ZM152 128H154V127H151V130H152ZM158 128V127H157ZM192 128V129H193ZM206 128V127H205ZM210 128V127H209ZM237 128H238V126H237ZM5 129V128H4ZM13 129H14V127H13ZM26 129H27V127H26ZM109 129H111V130H116V129H114V128H109ZM109 129H108V131L106 130V128L104 129L105 131H107V132H109L108 134H110V131H109ZM119 129H117V131L119 130ZM133 129H134V127H133ZM139 129H141V128H139ZM156 129V128H155ZM247 129H250V128H247ZM10 130V129H9ZM33 130V129H32ZM37 130H39V131H41V129H40V127H39V129H37ZM48 130V129H47ZM52 130H53V128H52ZM92 130V129H91ZM101 130V129H100ZM104 130H103V133H105L107 136H105V137H111V136H108V134L106 133V132H104ZM119 130V131H120ZM126 130H128V129H126ZM165 130V129H164ZM173 130V131H172ZM216 130L214 131V133L216 132ZM225 130V132H227ZM263 130V129H262ZM60 131V130H59ZM87 131H89V130H87ZM87 131H84V132H87ZM96 131V130H95ZM94 131V132H95ZM123 132L125 131V130H122ZM128 131H130V130H128ZM148 131V130H147ZM150 131V130H149ZM157 131H158V129H157ZM177 131V130H176ZM202 131V130H201ZM233 131V130H232ZM244 131V133H243V135H251L250 133H249V131L248 130H243ZM248 131V132H247ZM259 131V130H258ZM7 132H9L8 131V129H7ZM26 132H27V130H26ZM83 132V133H84ZM116 132V131H115ZM127 132V131H126ZM132 132V131H131ZM136 132V131H135ZM138 132V131H137ZM136 132V133H137ZM153 132V131H152ZM159 132V131H158ZM167 132V131H166ZM192 132H193V130H192ZM191 132V133H192ZM247 132V133H246ZM83 133H81V135H80V138L83 136L82 134ZM91 133V131L89 132V134ZM98 133V132H97ZM96 132L94 133V135L96 136V134H97ZM101 133V132H100ZM119 134L120 133H122V132H118ZM118 133H116V136L117 135H119ZM130 133V132H129ZM134 133V132H133ZM150 133V132H149ZM148 133V134H149ZM154 133H155V131H154ZM164 133V132H163ZM168 133V132H167ZM233 133V132H232ZM238 133V132H237ZM239 133H240V131H239ZM242 133V132H241ZM241 133H240V135H241ZM254 133V132H253ZM30 134V133H29ZM39 134H41V133H39ZM86 134H88V133H85V136H86ZM93 134V133H92ZM92 134H91V136H92ZM102 134V133H101ZM100 134V135H101ZM123 134V133H122ZM128 133H126V135H127ZM170 134V133H169ZM211 134V133H210ZM215 134V135H216ZM77 135V134H76ZM99 134H98V137L100 136ZM110 135H112V134H110ZM121 135V134H120ZM125 135V134H124ZM132 135V134H131ZM130 134H129V139L132 137ZM137 135H138V133H137ZM137 135H136V137H135V135L133 134V136L137 139ZM141 135V134H140ZM151 135H153V134H151ZM155 135V134H154ZM153 135V136H154ZM163 136L164 137V140H165V136L163 135V134H160V136ZM181 135V134H180ZM220 135H225V133L224 134H220ZM243 135H241L242 136V138H244V136ZM246 135V136H247ZM249 135H248V139H249ZM255 135V134H254ZM41 136V135H40ZM56 136V135H55ZM59 136V135H58ZM78 136V135H77ZM88 136V135H87ZM86 136V137H87ZM103 136H104V134H103ZM103 136H100L101 138L100 139H102V137ZM114 136V135H113ZM122 136V135H121ZM121 136H119V138L121 137ZM128 136V135H127ZM150 136V135H149ZM156 136V135H155ZM168 136V135H167ZM178 136V135H177ZM210 136V135H209ZM227 136V135H226ZM235 136H237V135H235ZM234 136V137H235ZM239 136V135H238ZM245 136V137H246ZM252 136V135H251ZM262 136H264V135H262ZM31 137V136H30ZM29 137V138H30ZM49 137V136H48ZM53 137V136H52ZM75 137V136H74ZM89 137V136H88ZM98 137H97V139L96 140H98ZM118 137V136H117ZM123 137V136H122ZM151 137V136H150ZM163 137H161V138H163ZM221 137H223V136H221ZM253 137L254 136H252V140L251 141H253L254 139H253ZM25 138V137H24ZM27 138H28V136H27ZM71 138H73V137H71ZM77 138V137H76ZM75 138V139H76ZM85 138V137H84ZM84 138H81V141H82V139H84ZM92 138H94V136L92 137ZM115 138V137H114ZM113 138V139H114ZM124 138H125V136H124ZM127 138V140H128V137H126ZM133 138V137H132ZM131 138V139H132ZM154 138V137H153ZM156 138V137H155ZM182 138V137H181ZM217 138V137H216ZM218 138L219 139H221L219 136H218ZM225 138V137H224ZM242 138H239L238 139V137L237 138H235V139H237V140H239L240 141V139H241V142H242ZM264 138V137H263ZM69 139V138H68ZM67 139V140H68ZM87 139H89V138H87ZM87 139H85V140H87ZM111 139H112V137H111ZM120 139H122V138H120ZM119 139V140H120ZM148 139V138H147ZM219 139H216L215 141H217V140H219ZM223 139V138H222ZM227 139V138H226ZM231 139V138H230ZM232 139H233V136H232ZM232 139L231 140H229L230 141V147H231V144H233L235 141H234V139H233V142H232ZM45 140V139H44ZM49 140V139H48ZM66 140V141H67ZM79 139L77 138V141H78ZM91 140V139H90ZM90 140H88V141H90ZM105 140V139H104ZM151 140V139H150ZM159 140H161V143H162V139H159ZM163 140V141H164ZM170 140V139H169ZM168 140V141H169ZM246 140V138L244 139V141ZM50 141V140H49ZM55 141V140H54ZM64 141V140H63ZM72 141H73V139H72ZM75 141L76 140H74V142L73 143H75ZM76 141V142H77ZM81 141L79 140V142L81 143ZM84 141V140H83ZM114 141V140H113ZM115 141H117V140H115ZM136 141V140H135ZM239 141L237 142V143H239ZM243 141V142H244ZM247 141H250V140H247ZM250 141V142H251ZM53 142V141H52ZM65 142V141H64ZM63 142V143H64ZM79 142L77 143V144H79ZM93 142H95V141H93ZM109 142V141H108ZM107 142V143H108ZM110 142H112V141H110ZM118 143H119V141H117ZM128 142H130L129 140H128ZM127 142V143H128ZM132 142V141H131ZM131 142L130 143H128V144H131ZM139 142V141H138ZM155 142V141H154ZM153 142V143H154ZM169 142H171V141H169ZM242 142V143H243ZM254 142V141H253ZM58 143H60V142H58ZM62 143V142H61ZM67 144H69L70 145V142H66ZM73 143H71L72 144V146H74L73 145ZM140 143V142H139ZM149 143V142H148ZM166 143H168V142H166ZM217 143H218V141H217ZM237 143L235 144L236 145V147L235 148H237V150L240 148L241 150L240 151H242V147L243 146H240V144H238L237 145ZM65 144V143H64ZM62 145V147L64 148V146L65 145ZM98 144V143H97ZM101 144V143H100ZM111 144H113V142L111 143ZM122 144H124V143H122ZM121 144V145H122ZM146 144V143H145ZM157 144H159V143H157ZM156 144V145H157ZM164 144V143H163ZM170 144V143H169ZM215 144H216V142H215ZM221 144V143H220ZM223 144H225V145H227L226 143H224L223 142ZM244 144V143H243ZM246 144V143H245ZM248 144H250L249 142H248ZM253 144V143H252ZM44 145V144H43ZM60 145V144H59ZM69 145H67V146H69ZM125 145H127V144H125ZM125 145L123 146V148H125ZM149 145V144H148ZM234 145V146H235ZM56 146V145H55ZM67 146H65V147H67ZM90 146V145H89ZM94 146V145H93ZM117 146V145H116ZM119 146V145H118ZM130 147H131V145H129ZM146 146V145H145ZM233 146V147H234ZM239 148H238V147ZM59 147V146H58ZM71 147V146H70ZM87 147V146H86ZM96 147V146H95ZM101 147V146H100ZM127 148V151H128V149H131V148ZM155 147V146H154ZM158 147V146H157ZM159 147H160V145H159ZM221 147H222V145H221ZM225 146H223V148H224ZM251 147V146H250ZM249 147V148H250ZM254 147V146H253ZM53 148V147H52ZM61 148V147H60ZM69 148V147H68ZM94 148V147H93ZM110 148V147H109ZM119 149H120V147H118ZM140 148V147H139ZM219 148V147H218ZM234 148V149H235ZM55 149V147L53 148V150ZM79 149V148H78ZM97 149V148H96ZM102 149V148H101ZM104 149V148H103ZM111 149V148H110ZM115 149V148H114ZM117 149V148H116ZM126 149V148H125ZM172 149H174V148H172ZM176 149H178V148H176ZM222 148H220V150H221ZM225 149V148H224ZM230 149V148H229ZM233 149V150H234ZM244 149V148H243ZM39 150V149H38ZM52 150V149H51ZM50 150V151H51ZM64 150V149H63ZM69 150V149H68ZM76 150V149H75ZM74 150V151H75ZM90 150V149H89ZM92 150V149H91ZM124 150V149H123ZM141 150H143V149H141ZM175 150V149H174ZM173 150V151H174ZM228 150V149H227ZM245 150H246V147H245ZM247 150H249V149H247ZM81 151V150H80ZM110 151V150H109ZM116 151H118V150H116ZM122 151V150H121ZM131 151V150H130ZM157 151V150H156ZM165 151V150H164ZM170 151V150H169ZM169 151L167 150L166 152H164V153H169ZM173 151H170V152H173ZM224 151V150H223ZM250 151V150H249ZM100 152H101V150H100ZM108 152V151H107ZM111 152V151H110ZM114 152V151H113ZM123 152V151H122ZM125 152H126V150H125ZM183 152V151H182ZM230 152V151H229ZM235 152V151H234ZM37 153H38V151H37ZM74 153H76V152H74ZM73 153V154H74ZM124 153V152H123ZM127 153V152H126ZM125 153V154H126ZM132 153V152H131ZM215 153V152H214ZM220 153H222V152H220ZM61 154V153H60ZM110 154V153H109ZM112 154V153H111ZM116 154V153H115ZM170 154V153H169ZM168 154V155H169ZM172 154V153H171ZM249 154V153H248ZM251 154V153H250ZM54 155V154H53ZM75 155V154H74ZM77 155V154H76ZM104 155H106L105 154V152H104ZM108 155V154H107ZM142 155V154H141ZM187 155H189V154H187ZM186 155V156H187ZM197 155H199V154H196V156L195 157H199V156H197ZM201 155V154H200ZM20 156V155H19ZM58 156V155H57ZM56 156V157H57ZM60 156V155H59ZM115 157H116V155H114ZM113 156V157H114ZM123 156V155H122ZM148 156V155H147ZM153 156V155H152ZM215 156V155H214ZM231 156V155H230ZM251 156V155H250ZM17 157V156H16ZM54 157V156H53ZM63 157H64V155H63ZM63 157H61V158H63ZM66 157V156H65ZM64 157V158H65ZM76 158L78 157V156H75ZM74 157V158H75ZM98 157V156H97ZM107 157V156H106ZM125 157H127V155L125 156ZM143 157V156H142ZM151 157V156H150ZM162 157V156H161ZM174 157H176V156H174ZM194 157V158H195ZM58 158V157H57ZM109 158V157H108ZM110 158H111V155H110ZM133 158V157H132ZM166 158H167V156H166ZM165 158V159H166ZM168 158H169V156H168ZM167 158V159H168ZM180 157H178V159H179ZM187 158V157H186ZM185 158V159H186ZM230 158V157H229ZM243 158V157H242ZM251 158V157H250ZM69 159V158H68ZM103 159L105 160V158L103 157ZM115 159V158H114ZM117 159V158H116ZM176 159V158H175ZM177 159V160H178ZM215 159V158H214ZM245 159H247V158H245ZM128 160V159H127ZM126 160V161H127ZM130 160V159H129ZM142 160V159H141ZM158 160V159H157ZM173 160V159H172ZM172 160H170L169 159V161H171L172 163H173V161ZM182 160H184V159H182ZM192 160V159H191ZM190 160V161H191ZM240 160V159H239ZM63 161V160H62ZM107 161V160H106ZM131 161V160H130ZM138 161V160H137ZM193 161V160H192ZM241 161V160H240ZM64 162H65V160H64ZM67 162V161H66ZM91 162V161H90ZM90 162H88V163H90ZM114 162V161H113ZM118 162V161H117ZM141 162V161H140ZM179 162H181V161H179ZM179 162H176V163H179ZM185 163L186 161L184 160V161H182L181 163ZM262 162V161H261ZM18 163V162H17ZM100 163H102L101 161H100ZM110 163V162H109ZM123 163V162H122ZM170 163V162H169ZM175 163V164H176ZM107 164V163H106ZM117 164V163H116ZM116 164H114V165H116ZM121 164V163H120ZM119 164V165H120ZM144 164V163H143ZM166 164H168V163H166ZM174 164V163H173ZM188 164H190V163H188ZM193 164V163H192ZM201 164V163H200ZM205 163H203V165H204ZM109 165V164H108ZM170 165V164H169ZM177 165H179L180 166V164H177ZM186 165V164H185ZM202 165V164H201ZM241 165V164H240ZM87 166H89L88 164H87ZM95 166V165H94ZM140 166H141V164H140ZM150 166H151V164H150ZM176 166V165H175ZM187 166V165H186ZM193 166V165H192ZM29 167V166H28ZM85 167H86V165H85ZM97 167V166H96ZM102 167H104V164L102 165L101 164V168ZM107 167H110V165L109 166H107ZM148 167H149V165H148ZM156 166H154V168H155ZM157 167H159V166H157ZM178 167V166H177ZM182 167H185V166H182ZM190 167V166H189ZM263 167V166H262ZM90 168H91V166H90ZM89 168V169H90ZM111 168V167H110ZM118 168H119V166H118ZM122 168V167H121ZM181 168V167H180ZM195 168V167H194ZM264 168V167H263ZM93 169V168H92ZM91 169V170H92ZM102 169H104V168H102ZM116 169V168H115ZM149 169V168H148ZM162 169V168H161ZM175 169V168H174ZM185 169V168H184ZM192 169V168H191ZM17 170V169H16ZM95 170H97V169H95ZM98 172L100 173L101 172V170L98 168ZM106 170V169H105ZM112 170V169H111ZM145 170V169H144ZM151 170V169H150ZM165 170V169H164ZM195 170V169H194ZM264 170V169H263ZM174 171V170H173ZM186 171V170H185ZM196 171V170H195ZM58 172V171H57ZM102 172H104L103 170H102ZM167 173H168V171H166ZM193 172V171H192ZM259 172V171H258ZM86 173V172H85ZM109 173V172H108ZM135 173V172H134ZM146 173V172H145ZM148 173V172H147ZM157 173V172H156ZM254 173V172H253ZM255 173H256V171H255ZM96 174V173H95ZM101 174V173H100ZM104 173H102L101 175H103ZM105 174H106V172H105ZM104 174V175H105ZM257 174V173H256ZM255 174V175H256ZM259 174V173H258ZM264 174V173H263ZM86 175V174H85ZM89 175V174H88ZM129 175V174H128ZM142 175V174H141ZM157 175V174H156ZM236 175V174H235ZM254 175V176H255ZM92 176V175H91ZM98 176V175H97ZM110 176H111V174H110ZM109 176V177H110ZM125 176V174L124 175H122V177H124ZM160 176V175H159ZM194 176V175H193ZM87 177V176H86ZM95 177H96V175H95ZM103 177V176H102ZM106 177V176H105ZM108 177V176H107ZM116 177V176H115ZM170 177V176H169ZM173 177V176H172ZM257 177V176H256ZM92 178V177H91ZM101 178V177H100ZM99 178V179H100ZM145 178V177H144ZM156 178H157V176H156ZM230 178H231V175H230ZM255 178V177H254ZM98 179V180H99ZM101 179H103V178H101ZM117 179V178H116ZM152 179V178H151ZM158 179V178H157ZM232 179H234L233 177H232ZM248 179V178H247ZM262 179V178H261ZM146 180V179H145ZM168 180H169V178H168ZM231 180V179H230ZM235 180V179H234ZM96 181V180H95ZM101 181V180H100ZM147 181V180H146ZM149 181V180H148ZM157 181V180H156ZM170 181V180H169ZM173 181V180H172ZM188 181V180H187ZM233 181V180H232ZM254 181V180H253ZM91 182V181H90ZM227 182V181H226ZM115 183V182H114ZM116 183H117V181H116ZM147 183V182H146ZM149 183V182H148ZM237 183V182H236ZM118 184V183H117ZM187 184V183H186ZM122 185V184H121ZM120 185V186H121ZM181 185H183V184H181ZM227 185V184H226ZM249 185V184H248ZM251 185V184H250ZM263 185H264V183H263ZM119 186V187H120ZM151 186V185H150ZM156 186V185H155ZM159 186H160V184H159ZM184 186V185H183ZM260 186H262V184H260ZM61 187V186H60ZM139 187V186H138ZM227 187V186H226ZM225 187V188H226ZM229 187V186H228ZM263 187V186H262ZM261 187V189H263ZM76 188V187H75ZM109 188V187H108ZM124 188V187H123ZM141 188V187H140ZM157 188V187H156ZM169 188V187H168ZM180 188V187H179ZM224 188V187H223ZM249 188H250V186H249ZM116 190H118L117 188H115ZM114 189V190H115ZM153 189V188H152ZM229 189H230V187H229ZM240 189V188H239ZM257 189H259V191L261 192V189L259 188V186H258V188H256V190ZM57 190V189H56ZM114 190H113V192H114ZM120 190V189H119ZM183 189H181V191H182ZM186 190V189H185ZM224 190V189H223ZM138 191H139V189H138ZM174 191H175V189H174ZM176 191H177V189H176ZM259 191L257 190V192L259 193ZM71 192V191H70ZM110 192V191H109ZM119 192V191H118ZM121 192H122V190H121ZM161 192V191H160ZM178 192H179V190H178ZM228 192V191H227ZM235 192V191H234ZM98 193V192H97ZM182 193H183V191H182ZM186 193H188L189 194V192L187 191ZM255 193V192H254ZM257 193V194H258ZM115 194H116V191H115V193H114V196H115ZM184 194H185V192H184ZM232 194H234V193H232ZM257 194H255L256 196H257ZM122 195V194H121ZM175 195H176V193H175ZM174 195V196H175ZM227 195V194H226ZM255 195L253 194V196L255 197ZM100 196H102V195H100ZM113 196V197H114ZM116 196H117V194H116ZM166 196V195H165ZM168 196V195H167ZM49 197V196H48ZM97 197V196H96ZM118 197H120V196H117V198ZM169 197V196H168ZM183 197H185V196H183ZM102 198V197H101ZM105 198H107V197H105ZM111 198V197H110ZM171 198V197H170ZM186 198V197H185ZM190 198H192V197H190ZM251 198V197H250ZM98 199H99V197H98ZM109 199V198H108ZM114 199V198H113ZM172 199V198H171ZM183 199V198H182ZM188 199H189V197H188ZM242 199V198H241ZM253 199V198H252ZM103 200V199H102ZM109 200H111V199H109ZM108 200V201H109ZM115 200V199H114ZM192 200V199H191ZM190 200V201H191ZM251 199H249V201H250ZM105 201V200H104ZM107 201V200H106ZM105 201V202H106ZM111 201H113V200H111ZM117 201V200H116ZM116 201L114 202V205L116 204ZM169 201H171V200H169ZM186 201V200H185ZM252 201V200H251ZM261 201H263V200H261ZM46 202V201H45ZM98 202V201H97ZM121 202V201H120ZM166 202V201H165ZM188 202V201H187ZM96 203V202H95ZM172 203V202H171ZM181 202H179V204H180ZM106 204V203H105ZM104 203H103V205H105ZM109 204H113V202L112 203H110V201L108 202V205ZM165 204V203H164ZM167 204V203H166ZM177 204V203H176ZM170 205V204H169ZM168 205V206H169ZM111 206V205H110ZM118 206V205H117ZM177 206V205H176ZM176 206H172L173 208H175ZM183 206V205H182ZM46 207V206H45ZM112 207V206H111ZM115 207H116V205H115ZM114 207V208H115ZM119 207V206H118ZM172 207H170L169 208V210H171L173 213H171V212H169L170 214H175V212H176V215H177V211H173V210H175V209H173ZM185 207V206H184ZM110 208V207H109ZM113 208V207H112ZM165 208V207H164ZM173 210H172V209ZM91 209V208H90ZM99 209H100V206H99ZM103 209V208H102ZM107 209V208H106ZM105 209V210H106ZM176 209H178V207H176ZM95 210V209H94ZM94 210H92L91 209V211H94ZM168 210V211H169ZM88 211V210H87ZM90 211V212H91ZM96 211H97V208H96ZM95 211V212H96ZM156 210H154V212H155ZM178 211H180V210H178ZM100 212H101V209H100ZM106 212V211H105ZM44 213V212H43ZM107 213V212H106ZM101 215H103L102 213H100ZM155 214H157V213H155ZM160 214V213H159ZM169 214V215H170ZM178 214H181V213H179L178 212ZM183 214V213H182ZM86 215V214H85ZM114 215V214H113ZM164 215V214H163ZM184 215V214H183ZM69 216V215H68ZM78 216V215H77ZM87 216V215H86ZM94 216V215H93ZM98 216V215H97ZM96 216V217H97ZM103 216H105V215H103ZM103 216H98L97 218H99L100 217V219H101V217H103ZM156 216V215H155ZM154 215H152V217L154 218L155 217ZM173 216V215H172ZM180 216V215H179ZM178 216V217H179ZM88 217V216H87ZM79 218V217H78ZM82 218V217H81ZM152 218V219H153ZM65 219V218H64ZM80 219V218H79ZM79 219H77V222L79 221ZM83 219V218H82ZM94 219V218H93ZM99 219V220H100ZM155 219V218H154ZM68 220V219H67ZM96 220V219H95ZM73 221V220H72ZM80 221H82V220H80ZM97 221V220H96ZM95 221V222H96ZM150 221H152V220H150ZM155 221V220H154ZM157 221V220H156ZM58 222V221H57ZM66 222V221H65ZM64 222V223H65ZM71 222V221H70ZM70 222H69V224H70ZM94 222V223H95ZM100 222L101 221H99L98 223H97V226H96V224L94 225L95 226V228L94 227H89V228H91V230H93V229H97L98 228V225L100 224ZM144 222V221H143ZM143 222H141L142 224H143ZM159 222V221H158ZM58 223H60V225H62L61 223V221H59ZM84 223H85V221H84ZM141 224V223H139V222H136V224ZM149 223V222H148ZM155 223V222H154ZM161 223V222H160ZM65 224H67V225H69L68 223H65ZM80 224V223H79ZM104 224V223H103ZM157 224V223H156ZM58 225V224H57ZM86 225V224H85ZM91 225V224H90ZM92 225H93V223H92ZM126 225V224H125ZM128 225V224H127ZM144 225H146V224H144ZM148 225V224H147ZM153 225V224H152ZM101 226H102V224H101ZM88 227V226H87ZM97 227V228H96ZM137 227V226H136ZM146 226H144L143 228H145ZM156 227V226H155ZM88 228V229H89ZM107 228V227H106ZM141 228V227H140ZM142 228V229H143ZM149 228V227H148ZM157 228V227H156ZM85 229H86V227H85ZM88 229H86V230H88ZM99 229V228H98ZM97 229V230H98ZM103 229V228H102ZM129 229V228H128ZM139 229V228H138ZM151 229H153V228H151ZM158 229H159V227H158ZM85 230V231H86ZM101 230V229H100ZM104 230H105V232L103 231L102 233H100L101 234V236H103V237H106V235L104 234L103 235V233H107L108 231H106V230H108V229H105V227H104ZM110 230V229H109ZM140 230V229H139ZM94 231V230H93ZM142 231V230H141ZM140 231V232H141ZM144 231L146 232L147 230L146 229H144ZM144 231H142L143 233H144ZM92 232V231H91ZM95 232V231H94ZM113 232V231H112ZM149 232V231H148ZM64 233V232H63ZM83 233H84V230H83ZM86 233V232H85ZM84 233V234H85ZM138 233H139V231H138ZM82 234V233H81ZM87 234V233H86ZM91 234H93V233H91ZM90 234V235H91ZM99 234V235H100ZM110 234V233H109ZM83 235V234H82ZM99 235H98V237H99ZM89 237V236H88ZM95 238V237H94ZM97 239H101V237L100 238H97ZM102 239H104V238H102ZM104 241H106L105 239H104ZM116 246V245H115ZM110 247H112V245H110ZM114 247V246H113ZM119 247V246H118ZM93 248V247H92ZM95 248H98V247H95ZM103 248V247H102ZM120 248V247H119ZM94 249V248H93ZM92 249V250H93ZM100 249H101V247H100ZM104 249V248H103ZM198 249V248H197ZM97 250V249H96ZM148 250V249H147ZM190 250H192V248L190 249ZM197 251V250H196ZM100 252V251H99ZM193 252H194V250H193ZM105 253V252H104ZM146 253V252H145ZM148 253V252H147ZM182 253V252H181ZM40 254V253H39ZM79 255H81V254H79ZM84 255V254H83ZM170 255H172V254H170ZM189 255V254H188ZM194 255V254H193ZM75 255H73V257H74ZM78 256V255H77ZM150 256V255H149ZM153 256V255H152ZM162 257V256H161ZM178 257V256H177ZM180 257V256H179ZM96 258V257H95ZM104 258V257H103ZM101 260V259H100ZM142 260H146V258L144 257ZM173 260V259H172ZM144 263V262H143ZM136 264V263H135ZM138 264H142V263H138ZM144 264H160V262H157L156 260L154 261H151L150 260V262H146V263H144ZM162 264V263H161Z\"/></svg>",
	"mask_w": 264,
	"mask_h": 264
}]
</instances>
